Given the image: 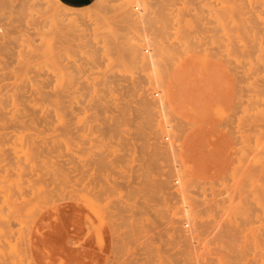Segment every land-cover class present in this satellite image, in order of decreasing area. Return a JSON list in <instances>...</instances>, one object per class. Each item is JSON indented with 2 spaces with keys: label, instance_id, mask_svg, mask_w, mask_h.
I'll use <instances>...</instances> for the list:
<instances>
[{
  "label": "rangeland",
  "instance_id": "obj_1",
  "mask_svg": "<svg viewBox=\"0 0 264 264\" xmlns=\"http://www.w3.org/2000/svg\"><path fill=\"white\" fill-rule=\"evenodd\" d=\"M15 1V2H14ZM18 1V2H17ZM27 1V2H26ZM29 1H30V3H29ZM96 2H92L91 4H89L88 6L86 5V7L85 6H82L83 8H84V10H86V8L88 7L89 8V10H91V12H90V16H87L88 18V20H89V22H87L88 24H86V25H81V26H79L80 28H83L84 27V29L83 30H85V29H87V30H85V32L83 31V32H79V33H75V32H77V31H75L76 29L73 27L72 29L74 30L73 31V33L74 34H76V35H74L73 33H72V37H70L69 39V41H71L72 43H73V49H70V52L69 51H66L65 49H62V50H65V51H62L63 52V56L64 57H66L67 56V54L69 55V56H71L72 54H74V55H72V57L73 56H79L78 54H80V53H84L85 54V50L87 49V48H90V49H87V50H90V52L92 53V55H87L88 56V61L90 62V63H88V64H86V66L87 67H89L91 64L93 65V64H96L98 67L101 65H103V68L105 69V71L106 72H104V69H102L101 68V66L99 67V68H97V66H95V68L93 69V70H97V71H92V69H88L87 70V72L86 73H88L90 76H89V78H91V79H95V80H92L93 82L94 81H96V77H98V78H105V79H107V81L105 82V83H103V84H101V85H99L100 87H102L101 88V90H99V95H97V96H99V100H98V97L97 96H95L96 97V99H95V97L94 98H92L93 100L95 99V101H97V103L99 104V105H97V107H94V108H96V109H91L90 111H88V114H86V113H84L83 114V112H80L79 110H74L73 112L71 111V109H70V107L67 105V104H65V105H67L66 106V108H58L59 110L58 111H56L55 112V114H54V116H53V122H54V124H53V122L51 123V124H43L44 122H42V121H38V122H33V124H32V122L31 123H28V122H25L24 124L23 123H20V122H18L17 121V119H16V117H14L13 115H15V112H10L9 111V118H7V113H8V110H5V111H2V112H0V115H2L1 117V119H0V121L3 123V125H2V123L0 122V147L2 148V145L4 144V146H3V148H6V149H4V150H2V149H0V154L2 153V154H4L3 156L2 155H0L1 157H0V181H1V183H0V197L2 198H0V202L2 201L4 204H3V206H2V203L0 204V219H2L1 221H0V244H2V245H0V255L2 256V257H0V264H7V263H9L10 262V264H23V263H27V264H48V262H49V264H50V262H51V264H98V261H101V262H99V264H104L105 263V260L104 259H107V260H109V261H107L106 260V262H108V263H106V264H120L121 262V264H143V262H144V264H161L162 263V261H163V263L162 264H165L166 262V264H264V255H262V252L264 251H262L261 252V250H259V248L261 249V247H262V243L264 242V241H262V238L260 237L261 235V231H259V230H261V228L259 227L260 226V222H258V221H256L254 218H252V217H249L250 215H248L249 213H248V209L246 210L245 209V207H248L247 205H248V203H243V205H245V206H243L244 208V210H243V212H241L240 213V217L238 216L237 218H235V217H232V221L230 222L229 220H228V218L226 219V217H227V215H226V217H225V215H224V209H223V206L225 207V208H227L226 206L228 205V203L230 204V201H228V200H230V186H229V184H230V157L231 156H229L228 154L230 153V152H232V153H230V155L232 154V159L234 160V161H236L237 159H239V160H252V159H256V158H260V157H264V119H262V118H264V114L262 113V112H264V92H262V93H258V95H257V93L256 92H254V90H252V83L251 82H249V81H251V79L252 78H245V77H238L237 79L238 80H236L237 82H236V85L234 84L233 85V88H232V90H230V77H229V75H230V57H229V55L228 56H226V53L228 52V50H226L227 48L226 47H224L222 44H223V42L222 41H216L215 39H217V37H218V35H219V33L220 32H218L217 31V28H216V23H215V17H214V15L212 14L211 15V13H214V7H215V2H213V1H211V0H208L207 1V4H206V6H205V8H203V10H201V11H203V18L201 19H198V21L200 20H202L203 22H200V24H199V22L197 21V17L195 16V14L193 13V12H195L196 13V9L194 10H191L190 11V13H187L188 14V18H190V20L193 22V25H194V23H196V22H194V20L195 21H197V23H196V25L198 26V25H201V24H203V25H201V26H199V27H195V26H190V27H186V31H187V29H188V33L192 36L193 35V33L196 31V30H199L200 32L198 33V35L200 34V35H204V36H201V40L199 39V37H198V35L197 36H195V35H193V37H192V41L189 43V45H179L176 41H175V35H172V37L173 38H171V32H173V30H171L172 28H173V26H175L174 24H172V22L174 23L175 22V24H176V26H178L177 25V23H176V20L173 18V20H172V18L171 17H173V15L175 14H177L178 12H174V11H178V7H176V5L174 6V4H173V0H138V4H140V5H138L139 7L138 8H140V9H142V17L140 18H138V20H133V18L130 16V13L128 12V13H126V15H123V14H125V7L127 6V4H128V0L125 2V0H112V2H111V0H105V2L102 0V1H100V0H95ZM131 1H133V0H131ZM131 1H130V3H131ZM139 1H140V3H139ZM175 1V0H174ZM197 1L198 0H192V3H193V7H194V5L196 6L197 5ZM100 2L102 3V4H100ZM104 2V3H103ZM110 2V3H109ZM115 2V3H114ZM123 2V3H122ZM119 3V4H118ZM122 5H121V4ZM126 6H125V5ZM173 4V5H172ZM46 5V4H45ZM112 6V7H110V6ZM116 5V6H115ZM118 5V6H117ZM143 5H144V7H143ZM40 5H38L34 0H0V97H1V94H2V104H4V107H11V105H12V93H10L11 91L13 92V93H17V95H18V99H19V101H22V99L23 98H21V96H23V95H21V93L23 94L24 92V94H29V92L30 93H34L36 90H35V87H36V84H31L28 80H27V78L28 77H31V78H35V77H38V75H39V73H38V71L36 70L37 69V65H35V61H34V59H35V56L33 55L34 53V49L36 50L37 48L36 47H38V46H40V43H41V41L39 42L38 40H39V38H40V40H42V38L40 37V35L42 36V32L44 31V29L46 28L47 29V27H48V25H49V21L47 22L48 24H47V26L43 29V23H44V20H45V15L43 14V10H42V8L44 9L45 7H43L42 5L39 7ZM199 5H197V7H198ZM22 7V8H21ZM36 7V8H35ZM40 8L39 10H38V8ZM81 7V9H83ZM99 7V8H98ZM114 7V8H113ZM142 7V8H141ZM173 7V8H172ZM35 8V9H34ZM124 8V9H123ZM144 8H145V10H144ZM176 9V10H175ZM4 10V11H3ZM22 12H21V11ZM29 10V11H28ZM144 10V11H143ZM174 10V11H173ZM34 11V12H33ZM39 11V12H38ZM174 12L173 14H172V12ZM99 13L98 15H97V13ZM109 12V13H108ZM172 14V16H170V14ZM20 14V15H19ZM30 14V15H29ZM93 14V15H92ZM129 14V15H128ZM36 15V16H35ZM127 15L128 16H130V17H127ZM8 16L10 17V18H8ZM28 16H31V17H28ZM35 16V17H34ZM107 16V20H106V18L104 19L103 17H106ZM108 16H110V17H108ZM121 16V17H120ZM34 19H33V18ZM97 17H98V20H97ZM117 17V18H116ZM109 18V19H108ZM169 18H170V20L172 21H170L169 20ZM42 19V20H41ZM100 19V20H99ZM114 19V20H113ZM130 19V20H129ZM141 19V20H140ZM4 20V21H3ZM13 20V21H12ZM26 20V21H25ZM32 20V21H31ZM87 20V21H88ZM111 20H113V21H111ZM133 20V21H132ZM140 20V21H139ZM18 21V22H17ZM99 22V24H98V22ZM102 21V22H101ZM115 21H117V22H115ZM139 21V22H138ZM171 23H170V22ZM29 22V23H28ZM93 22H95V23H93ZM101 22V23H100ZM109 22H111V23H109ZM91 23V24H90ZM113 23V24H112ZM29 24V25H28ZM35 25L34 27L36 28V29H33L34 27H33V25ZM170 24H172V25H170ZM5 25V26H4ZM115 25V26H114ZM169 25H170V27H171V29H169L170 27H169ZM94 26H97V27H94ZM175 26V27H176ZM39 27V28H38ZM87 27V28H86ZM94 27V28H93ZM116 28V32H115V28ZM167 27H168V29L169 30H171V31H168V29H167ZM193 27H194V29H193ZM41 28V29H40ZM100 28V29H99ZM108 28V29H107ZM110 28H112V29H110ZM192 29V31L193 30H195L193 33H192V31H191V29ZM197 28H199V29H197ZM29 29H31V30H29ZM42 31V32H40V30ZM95 31H94V30ZM99 29V30H98ZM107 29V30H106ZM174 29V31H175V28H173ZM26 32H25V31ZM33 30H34V32H33ZM94 32H93V31ZM112 30V31H111ZM119 30V31H118ZM8 31V32H7ZM37 31V32H36ZM96 31H98V32H96ZM101 31H103L102 32V34H101ZM107 31H109V32H107ZM112 32V34L114 35H112L111 34V32ZM190 31V32H189ZM21 32V33H20ZM28 32V33H27ZM32 32V33H31ZM96 32V33H95ZM14 33V34H13ZM23 33V34H22ZM40 33V34H39ZM84 33H86V36L84 35ZM92 33V34H91ZM106 33V34H105ZM195 33H197V32H195ZM194 33V34H195ZM13 34V35H12ZM78 34V35H77ZM91 34V35H90ZM96 34V35H95ZM117 34V35H116ZM12 35V36H11ZM57 35V34H56ZM100 36V37H98V36ZM22 36H23V38H22ZM28 36V37H27ZM55 36V35H54ZM93 36H95V37H93ZM143 37V38H145L146 39V41H145V45H151L150 47L148 46V48H150L151 50H150V53H152L153 54V57H152V59H153V61H154V64H153V68H160V71H162L161 73H160V75L158 76V77H155V75L153 74V72H152V70H151V64H149V60L148 59H146L144 62H143V60L141 61V59H139V58H135L133 55H131V53L129 52V49H128V44H127V38H131L132 40H135V41H137L138 40V38L139 37ZM195 36V37H194ZM7 37V38H6ZM56 37V36H55ZM75 37V38H74ZM116 37V38H115ZM117 37H118V39H117ZM126 37V38H125ZM163 37V39H161ZM204 39H203V38ZM56 38H58V37H56ZM55 38V39H56ZM86 38V39H85ZM93 38H94V40H93ZM97 38H98V40H97ZM103 38H105V39H103ZM159 38V39H158ZM195 38V39H194ZM197 38V39H196ZM206 38V39H205ZM22 39H23V42H22ZM37 39V40H36ZM74 39V40H73ZM102 39V40H101ZM120 39V40H119ZM122 39V40H121ZM124 39V40H123ZM165 39V41H163ZM20 40H21V42H20ZM57 40V39H56ZM73 40V41H72ZM106 40V41H105ZM157 42H156V41ZM158 40H161V42L163 41L164 42V45L166 46V50H167V52L166 53H161L160 51L158 52V50H153V48L152 47H156L157 46V44H159V43H161L160 41H158ZM204 40V41H203ZM83 41V42H82ZM89 43H88V42ZM97 41V42H96ZM100 41V42H99ZM140 41V40H139ZM201 41V43H199ZM19 42V43H18ZM25 42V43H24ZM38 42V43H37ZM57 43H60L61 44V42H63L62 40L61 41H56ZM78 43V44H76V43ZM93 42V43H92ZM96 42V43H95ZM104 42H107L108 43V45H105V44H107V43H105L104 44ZM170 42V43H169ZM220 42H222L221 43V45H220ZM36 43V44H35ZM65 43V42H64ZM86 43V44H85ZM120 43V44H119ZM123 43V44H122ZM217 43H219L217 46H216V44ZM12 44H13V46H12ZM21 44V45H20ZM26 44L28 45V46H26ZM31 44V45H30ZM87 44H89V45H87ZM97 44V46H99V48L98 47H96L95 45ZM23 45V46H22ZM64 45V44H63ZM74 45L77 47V45L79 46V47H75L74 48ZM92 45V46H91ZM105 45V46H104ZM153 45V46H152ZM198 45V46H197ZM203 45V46H202ZM22 46V47H21ZM30 46V47H29ZM85 48H84V47ZM94 46V47H93ZM104 48H106V50H107V47H108V49L109 50H111V51H109V50H105V52H104V50H102V49H104ZM110 46V47H109ZM205 46H206V48H205ZM223 46V47H222ZM18 47V48H17ZM25 47V48H24ZM33 47H35V48H33ZM92 47V48H91ZM119 48V50H118V48ZM198 47V48H197ZM27 48V49H26ZM83 48V49H82ZM178 48V49H177ZM184 48H186V49H184ZM188 48V49H187ZM192 48V49H191ZM197 48V49H196ZM205 48V49H204ZM221 49V51L223 52H221L220 50H218V49ZM16 49H18V51L16 50ZM29 49L31 50V51H29ZM33 49V50H32ZM80 49V50H79ZM85 49V50H84ZM93 49H95V50H93ZM116 51H115V50ZM199 49V50H198ZM208 49V51H206ZM20 50V51H19ZM75 50V51H74ZM78 50V51H77ZM185 50V51H184ZM203 50V51H202ZM83 51V52H82ZM113 51V52H112ZM122 51H123V53H122ZM187 51L189 52V54H190V56H189V54L187 53ZM195 51L198 53V54H200V55H198L197 54V56L195 55L196 53H195ZM205 51V52H204ZM20 52V53H19ZM23 52V53H22ZM26 52H27V54H29L28 56H27V54H26ZM32 52V53H31ZM67 52V53H66ZM78 52V53H77ZM89 52V51H88ZM89 52V53H90ZM101 52V53H100ZM103 52V53H102ZM109 54H108V53ZM112 52V53H111ZM158 52V53H157ZM178 52H179V54H178ZM184 52H186V53H184ZM192 52V53H191ZM203 52V53H202ZM207 52V53H206ZM209 52V53H208ZM226 52V53H225ZM75 53H77V54H75ZM93 53H94V55H93ZM154 53H155V55H154ZM169 53H171V55L169 54ZM32 54V55H31ZM110 55L112 58H111V64H109V62H110V60H109V56H107V55ZM116 54V55H115ZM185 54L187 55L186 57H185ZM194 54V55H193ZM201 54H207V56H205V55H201ZM228 54V53H227ZM31 55V56H30ZM102 55V56H101ZM104 55V56H103ZM113 55V56H112ZM164 55V56H163ZM167 55H169V56H167ZM177 55V56H176ZM209 55V56H208ZM221 55V56H220ZM27 56V57H26ZM29 56H30V58H29ZM93 56H95V57H93ZM162 56V57H161ZM180 58H179V57ZM192 56V57H191ZM193 56L194 57H196L197 59H198V57H200V59L201 58H203V57H205V59L203 58V59H201V61H200V59H198V61L196 60V58H194V60H196V61H191L192 59H193ZM202 56V57H201ZM216 56H218L217 58H219V57H221V60H220V58L219 59H217L216 58ZM20 57V58H19ZM32 57V58H31ZM116 57V58H115ZM181 57H182V59H181ZM188 57H189V60H188ZM209 57V58H208ZM227 57V58H226ZM26 58V59H25ZM29 58V60H31V61H28L27 59ZM107 59V61L106 60H104V59ZM136 59V60H132V59ZM163 58V59H162ZM164 58L166 59V61L164 60ZM187 58V59H186ZM192 58V59H191ZM217 60H216V59ZM23 61H22V60ZM33 59V60H32ZM67 59V57L65 58V60ZM103 61H102V60ZM125 60L126 62H128V65L126 64V62L124 61H121V60ZM126 59H128V60H126ZM162 59V60H161ZM178 59V60H177ZM109 60V61H108ZM129 60H131L130 62H129ZM165 61V63H164V61ZM174 60V61H173ZM176 60V61H175ZM180 60V61H179ZM184 60V61H183ZM187 60L189 61V62H187ZM206 62H205V61ZM226 60V61H225ZM138 61V62H137ZM140 61V62H139ZM168 61V63H166ZM180 62V65L178 64V62ZM186 62V63H184L183 64V66H182V69H180L181 70V72L179 71L178 72V70H176V68L177 69H179V66H181V62ZM218 61H219V63H218ZM22 62V63H21ZM30 62H32V64H34V65H32ZM99 63V65H98V63ZM107 62V63H106ZM136 62V63H135ZM174 62V63H173ZM193 62H197V63H194L193 64ZM226 62V63H225ZM228 62V63H227ZM17 63H18V65H17ZM20 63V64H19ZM25 63V64H24ZM125 63V64H124ZM132 63H134V64H132ZM142 63H143V65H142ZM177 63V64H176ZM191 65H189V64ZM202 63V64H201ZM203 63H207L206 65L205 64H203ZM16 64V65H15ZM28 64V65H27ZM31 64V65H30ZM105 64V65H104ZM108 64V65H107ZM130 64V65H129ZM132 64V65H131ZM135 64H136V66H137V64H138V66L137 67H134L135 66ZM177 66H176V65ZM199 64H201V66L199 65ZM19 65H23V67H21V66H19ZM110 65H111V67H110ZM115 65V66H114ZM123 65H124V68H125V70H127L128 72H126L125 70H124V68H123ZM165 65H167V66H165ZM168 65H169V67H168ZM175 65V66H174ZM197 66L196 68H195V66ZM208 65V66H207ZM224 66V65H227V66H224V67H222V66ZM15 66V67H14ZM29 66H30V69H28L29 68ZM33 66H34V68H33ZM36 66V67H35ZM116 66H118V67H116ZM131 66V67H130ZM142 66H143V68H142ZM173 66L175 67L174 69H173ZM187 67L188 66V68H187V70H189L188 72L191 74V78H190V74H188L187 73V71L184 73V70H186V68L185 67ZM204 66H206V68H205V71H204ZM210 66V67H209ZM221 66V67H220ZM11 67V68H10ZM12 67H14L13 69H12ZM25 67V68H24ZM115 67V68H114ZM198 67L200 68L199 70H198ZM218 67H219V69H218ZM26 68L28 69V70H26ZM36 68V69H35ZM115 69V71H114V69ZM119 68H122V69H120L119 71H118V69ZM158 68V69H159ZM169 68V69H168ZM192 68H195V70L196 71H194V69H192ZM203 68V69H202ZM224 68V69H223ZM228 68V69H227ZM10 70V72H8L9 70ZM18 70V71H16V70ZM21 69V70H20ZM25 69V70H24ZM100 69V70H99ZM103 71H102V70ZM117 69V70H116ZM137 69H139V70H137ZM164 69H166V70H164ZM217 69H218V71H217ZM3 70V71H2ZM4 70H6V71H4ZM15 71L14 73H13V71ZM109 70H110V72H109ZM167 70H168V72H167ZM176 70V71H175ZM183 70V71H182ZM193 70V71H192ZM222 70H224L225 71V74H224V71H222ZM12 71V72H11ZM25 71V73H26V75L25 74H23V72ZM33 71H36V72H33ZM113 71V72H112ZM138 71V72H137ZM142 71L143 72H145V73H142ZM148 71H150V72H148ZM165 71H166V73H165ZM173 72L174 73V71L176 72V73H171V72ZM191 71V72H190ZM206 72V74L204 73V72ZM211 71V72H210ZM217 71V73L215 74V72ZM220 71V72H219ZM227 71V72H226ZM16 72H17V76L18 77H16ZM104 72V73H103ZM108 72V73H107ZM116 72V73H115ZM126 72V75L125 74H123V73H125ZM130 72H131V74H130ZM170 72V74H168ZM183 72V73H182ZM201 72V73H200ZM213 72V73H212ZM223 72V73H222ZM4 73V74H3ZM28 73H30V74H28ZM95 73V74H94ZM99 73V74H98ZM101 73V74H100ZM122 73V74H121ZM129 73V74H128ZM136 73V74H135ZM138 73V74H137ZM150 73H152V74H150ZM227 73V74H226ZM12 74V75H11ZM21 74V75H20ZM33 74V75H32ZM107 74V76H105L104 77V75H106ZM114 74V75H113ZM121 74V75H120ZM147 74H149V75H147ZM161 74H162V76H161ZM167 76H166V75ZM172 74H173V76H172ZM177 74V75H176ZM183 74V75H182ZM197 74V75H196ZM212 74V75H211ZM15 75V76H14ZM20 75V76H19ZM187 75V76H186ZM200 75V76H199ZM201 75H204L202 78H201ZM4 76V77H3ZM10 76V77H9ZM12 76V77H11ZM27 78H26V77ZM45 75H40V77H44ZM124 76V77H123ZM135 76H137V77H135ZM182 78H181V77ZM184 76H186L185 77V79H183L184 78ZM206 76V77H205ZM15 77V78H14ZM22 77V78H21ZM93 77V78H92ZM116 77V78H115ZM132 77V78H131ZM162 77H163V79H162ZM171 77L173 78V79H171ZM176 77H177V79H176ZM197 77H198V79H197ZM14 78V79H13ZM21 78V79H20ZM24 78V79H23ZM88 78V79H89ZM113 78V79H112ZM135 78V79H134ZM137 78H139V79H137ZM148 78V79H147ZM150 78V79H149ZM175 78V79H174ZM179 78V79H178ZM186 78H187V80H186ZM194 78V79H193ZM241 78V79H240ZM11 81H10V80ZM132 79L134 80L133 82H132ZM137 79V80H136ZM142 79V80H141ZM168 79V80H167ZM197 79V80H196ZM5 80V81H4ZM17 81V83H20V85H22L21 87H19V89H16L17 87H14L15 86V81ZM136 80V81H135ZM138 80H140V82L138 81ZM149 80H151V81H149ZM172 80H174V81H172ZM242 80H243V82H242ZM7 81H9L8 83H7ZM25 81H27L26 83H25ZM67 80H65V82H63V83H66V84H63L62 85V83L60 82H57L56 80H53L52 82H49V83H47V82H42L41 84H42V87H43V85H45L44 86V88L43 89H47V91H51V92H60L61 90H63L64 89V91H65V88L64 87H66L67 88V83L68 82H66ZM126 81V82H125ZM166 81H167V83H166ZM169 81H171L172 83H174V84H172L171 82H169ZM3 82H5V83H3ZM54 82V83H53ZM56 82V83H55ZM112 82V83H111ZM114 82V83H113ZM136 82V83H135ZM141 83L140 85H142V87L145 89V90H148V91H151V92H159L160 94H161V92H164V93H162L163 95H164V98L166 99L165 100V105H166V108H167V110L170 112V114H169V112L167 113V116H166V119L171 123V124H173V125H171L170 127L172 128H169V127H167L166 128V131H165V133H163V137H164V140L166 141V144H168L169 145V147H171V148H173L174 149V152L176 153L175 154V157H174V160H173V165L175 166V168H174V171H172L171 173H168V168H166V167H164V165H165V156H164V153L163 152H157L156 151V149H155V146H154V143H153V141H154V139L152 138V136H153V133H150L149 131H151V128H150V117H151V115H150V112L148 111V107L146 106V105H144V104H142V103H138V95H137V92H138V88L135 86V84H137V83ZM248 82V83H247ZM261 86H263L264 87V78H263V80H260V79H258V81H257ZM25 83V84H24ZM29 83V84H28ZM59 83V84H58ZM126 83V84H125ZM138 83V84H139ZM143 83V84H142ZM152 83V84H151ZM172 84V88L173 89H175L174 91H173V89L171 88V92H172V94H166V88H165V85L166 84ZM249 84V87H247L248 85L247 84ZM11 84V85H10ZM51 84H52V86H51ZM54 84V85H53ZM61 84V85H60ZM111 84H112V87H111ZM124 84V85H123ZM247 85V86H245V85ZM3 85V86H2ZM24 85H26V86H24ZM56 85V86H55ZM98 85V84H97ZM134 85V86H133ZM62 86V87H61ZM117 86V87H116ZM150 86V87H149ZM152 86V87H151ZM155 86V88H153ZM201 86H203V87H201ZM234 86L236 87L235 89H234ZM245 86V87H244ZM11 87V88H10ZM13 87L15 88V89H13ZM46 87V88H45ZM52 87H54L53 88V91H52ZM110 87V88H109ZM146 87V88H145ZM28 88V89H27ZM50 88V89H49ZM117 88H118V90H117ZM152 88V89H151ZM158 90H157V89ZM160 88V89H159ZM243 88V89H242ZM2 89V90H1ZM27 89V90H26ZM107 89V90H106ZM123 89V90H122ZM242 89V90H241ZM11 90V91H10ZM59 90V91H58ZM102 90H104V93H102L101 91ZM112 90H113V93H112ZM153 90V91H152ZM156 90V91H155ZM235 90V91H234ZM14 91H16V92H14ZM18 91H19V93H18ZM111 91V92H110ZM121 91H123V92H121ZM231 91H233V92H231ZM251 91V92H250ZM8 92V93H7ZM107 92V93H106ZM168 92V91H167ZM236 92V93H235ZM242 92H243V94H242ZM125 95H124V94ZM255 93V94H254ZM4 94H6V95H4ZM11 94V95H10ZM103 94V95H102ZM113 96H112V95ZM242 94V95H241ZM10 95V96H9ZM110 95H111V97H110ZM132 95V96H131ZM137 95V96H136ZM170 95H172V96H174L173 98H172V96H170ZM237 95L238 96H242V97H237ZM250 97H252V98H250ZM263 95V98L261 99V97L260 96H262ZM103 96V97H102ZM106 96H109V97H106ZM231 96V97H230ZM258 97V98H256V97ZM8 97H9V99H8ZM106 97V98H105ZM115 99H114V98ZM118 98V100H116L117 98ZM120 97V98H119ZM126 97H128V98H126ZM134 97L136 98V99H134ZM170 100H168L167 98ZM171 97V98H170ZM249 97V98H248ZM254 97H255V99L256 100H254ZM25 98V97H24ZM66 99H67V97H65ZM108 98H110V99H108ZM232 98V99H231ZM236 100H235V99ZM242 98V99H241ZM4 99V100H3ZM103 99V100H102ZM121 99V100H120ZM126 101H125V100ZM129 101H128V100ZM206 99V100H205ZM239 99V100H238ZM258 99H259V101H258ZM9 100V101H8ZM113 100V101H112ZM124 100V101H123ZM205 101V104L204 105H202V103H204L203 101ZM207 100H209V101H207ZM234 102H233V101ZM103 101V102H102ZM106 101V102H105ZM119 101V102H118ZM230 101H231V105H232V107H231V105H230ZM261 101V102H260ZM263 101V102H262ZM128 102V103H127ZM170 102V103H169ZM209 102H210V104H209ZM233 102V103H232ZM241 102V103H240ZM243 102V103H242ZM245 102H248L247 104H245ZM66 103H68V102H66ZM101 103V104H100ZM117 103V105H115V104ZM118 103H120V105L118 104ZM197 103V104H196ZM199 104V105H198ZM201 104V105H200ZM249 105V107H246L245 105ZM255 104V105H254ZM8 105H10V106H8ZM242 105V106H241ZM257 105V106H256ZM260 105V106H259ZM261 105H262V107H261ZM119 106V107H118ZM203 106L204 107H206V109L205 108H203ZM234 106V107H233ZM245 106V107H244ZM67 107H69V108H67ZM208 107V108H207ZM241 107V108H240ZM257 108V111H255L256 110V108ZM261 107V109H259L258 110V108H260ZM232 108V110H230ZM251 108V109H250ZM66 109H68V110H66ZM199 109V110H198ZM208 109V110H207ZM246 109V110H245ZM248 109V110H247ZM250 109V110H249ZM95 110V111H94ZM222 110V111H221ZM244 110V111H243ZM256 112H254V111ZM64 111H66V112H64ZM94 111V112H93ZM204 111V112H203ZM219 111V112H218ZM231 111V112H230ZM235 111V112H234ZM245 111H247V112H245ZM262 111V112H261ZM29 112V111H28ZM59 113V114H56V113ZM64 112V113H63ZM76 112H78L77 113V115L78 114H80L81 113V115H76ZM92 112V113H91ZM220 112H221V114H220ZM241 112V114H239ZM254 112V113H253ZM258 112H261L262 114H260V113H258ZM11 113V114H10ZM22 113V111H18L16 114H21ZM63 113V114H62ZM201 113V114H200ZM207 113V114H206ZM258 113V114H257ZM13 114V115H12ZM74 114H75V116H74ZM92 114V115H91ZM169 114V115H168ZM237 114H238V116H237ZM244 116H243V115ZM247 116H246V115ZM256 114L257 116H255V117H257V118H255L254 117V115ZM10 115H11V117L13 118V119H10L11 117H10ZM30 115H32V116H36V115H38V113L36 112V111H30ZM57 115V116H56ZM63 115H65V116H63ZM84 115V116H83ZM87 115H88V117H87ZM96 115H98V116H96ZM231 115V116H230ZM242 115V116H241ZM263 115V116H262ZM96 116V117H95ZM197 116V117H196ZM201 116H202V118H201ZM5 117H6V119H5ZM56 117V118H55ZM77 117H78V119H77ZM87 117V118H86ZM231 117V118H230ZM245 117H247V119L245 118ZM249 117L251 118V119H249ZM258 117H260V119H258ZM3 118L5 119V120H10L9 121V124L7 125V121L6 122H4L3 121ZM58 118L60 119V123H58L59 122V120H58ZM66 118V119H65ZM77 119V121H75L76 119ZM86 118V119H85ZM93 118V119H92ZM169 118V119H168ZM244 118H245V121H243L244 120ZM254 119V122L252 121L253 119ZM55 119V120H54ZM58 120V122H57V120ZM64 119H65V121L67 122V123H65V121H64ZM95 119H96V121H95ZM233 120L232 122H230V120ZM242 120V121H240V120ZM15 120V121H14ZM196 120V121H195ZM237 120V121H236ZM258 120H260V121H258ZM14 121V122H13ZM64 121V122H63ZM84 121V122H83ZM88 123H87V122ZM91 121V122H90ZM94 121V122H93ZM208 121V125L206 124V122ZM247 121H248V123H247ZM78 122V123H77ZM90 122V123H89ZM194 122V123H193ZM196 122V123H195ZM198 122V123H197ZM204 123L205 122V124L203 125V124H201V123ZM238 123V125H237V123ZM240 122H242V125L240 124ZM243 122H246V124H243ZM263 122V123H262ZM27 123V124H26ZM57 123H58V125H57ZM86 123H87V125H86ZM91 123H94V125H92ZM214 124V126H212L213 124ZM229 123V124H228ZM254 123V124H253ZM261 123V124H260ZM37 124V125H36ZM77 124V125H76ZM79 124V125H78ZM85 124V125H84ZM89 124V125H88ZM177 124V125H176ZM182 124V125H181ZM194 126H193V125ZM197 124H199V125H197ZM211 124V125H210ZM217 124H218V126H217ZM255 124H256V126H255ZM260 124V125H259ZM12 125V126H11ZM15 125V126H14ZM42 125V126H41ZM176 125V126H175ZM187 125H190V126H187ZM192 125V126H191ZM201 125V126H200ZM224 125L226 126V127H224ZM236 125V126H235ZM257 125L259 126V128L257 127ZM4 126V127H3ZM8 126V127H7ZM37 126H39L38 127V129L39 130H37ZM45 126V127H44ZM51 126H53V127H51ZM76 126H78V127H76ZM81 126V127H80ZM97 128H96V127ZM101 126V127H100ZM200 126V127H199ZM205 126V127H204ZM220 126V127H219ZM239 126H240V128H239ZM6 127V129H4ZM17 127V128H16ZM24 127V129H22ZM27 129H26V128ZM29 127L30 128H32V130H29ZM35 127V128H34ZM73 127V128H72ZM86 127H88L87 129H86ZM93 127V128H92ZM144 127H146V129L144 128ZM174 127V128H173ZM193 127V128H192ZM197 127V128H196ZM204 127V128H203ZM221 127H223V128H221ZM233 128V130L231 129L230 130V128ZM248 129H246V128ZM254 127V128H253ZM257 129H256V128ZM260 127H262L261 129H260ZM10 128L12 129L11 130V132H10ZM19 128H21V129H19ZM53 128H55L54 129V132H53V130L52 129ZM78 128V129H77ZM120 128V129H119ZM143 128V129H142ZM176 128V129H175ZM178 128V129H177ZM190 128V130H189V132L191 133V137H192V140L190 141V145L188 144L187 146H185V144L183 143L184 142V137L183 136H185V134H187V133H189L188 132V129ZM200 128V129H199ZM201 128H202V130H201ZM206 128V129H205ZM220 128V129H219ZM242 128V129H241ZM3 129V130H2ZM19 129V131H17V130ZM34 129V130H33ZM41 129V130H40ZM47 129V130H46ZM74 129V130H73ZM94 129H95V131H94ZM122 129V130H121ZM129 131H128V130ZM130 129H131V131H130ZM138 129V130H137ZM141 129V130H140ZM187 129V130H186ZM197 129V130H196ZM219 129V130H218ZM222 129V130H221ZM228 129V130H227ZM241 129V130H240ZM249 129H251V131L249 130ZM6 130V131H5ZM23 130V131H22ZM49 130V131H48ZM58 130V131H57ZM62 130V131H61ZM77 130V131H76ZM80 130H83V131H81L80 132ZM86 130V131H85ZM171 130H175V132H172ZM177 130V131H176ZM196 130V131H195ZM210 130V131H209ZM225 132H224V131ZM226 130H227V132H226ZM230 130V131H229ZM4 131V132H3ZM8 131V132H7ZM48 131V132H47ZM64 131H66V133L64 132ZM68 131V132H67ZM79 131V132H78ZM100 131H103V136L101 135V133H100ZM123 131V132H122ZM217 131V132H216ZM220 133H219V132ZM242 131H244V132H242ZM249 131V132H248ZM16 132V133H15ZM28 132H34L33 134H32V136H31V134L30 133H28ZM35 132H37L36 134H35ZM61 132V133H60ZM78 132V133H77ZM95 132V133H94ZM97 132V133H96ZM110 132V133H109ZM112 132V133H111ZM124 132H126V134L124 133ZM139 132V133H138ZM180 132V133H179ZM186 132V133H185ZM209 132V133H208ZM230 132V133H229ZM237 132H238V134H237ZM251 132H252V134H251ZM2 133V134H1ZM10 133H11V136H10ZM13 133H15V134H13ZM29 134V137L31 138V139H29V137H28V134ZM46 133H50L49 135L48 134H46ZM51 133H53V134H51ZM56 133V134H55ZM71 133V134H70ZM76 133L78 134V135H76ZM82 135H81V134ZM83 133H84V135H83ZM86 133H91L90 134V137H89V135L88 134H86ZM93 133V134H92ZM113 133H114V135H113ZM138 133V134H137ZM168 133V134H167ZM175 133V134H174ZM215 133H217V134H215ZM219 133V134H218ZM235 133H236V136H235ZM244 133H246V134H244ZM249 133V134H248ZM41 134L44 136H41ZM67 136H66V135ZM99 134L101 135V136H99ZM109 134L111 135V137L109 136ZM120 134V135H119ZM140 134H143V137H142V135H140ZM165 134V135H164ZM196 134H197V137H196ZM209 134V135H208ZM232 134V135H231ZM240 134V135H239ZM241 134H243V135H245V137L244 136H242ZM9 135V136H8ZM14 135H17V136H14ZM28 137L27 139H25V137L26 136ZM36 135V136H35ZM48 135V136H47ZM51 135H53V136H51ZM83 136L82 138L84 139H81V136ZM98 135V136H97ZM152 135V136H151ZM216 135H218V136H216ZM262 135V136H261ZM4 136H6V138L4 137ZM35 136V137H34ZM37 136H38V138H37ZM47 136V138H45ZM62 136V137H61ZM72 136V137H71ZM89 138H88V137ZM95 138H94V137ZM108 136L110 137V140H109V138H108ZM113 136V137H112ZM116 136V137H115ZM119 136H121L120 138H119ZM128 136V137H127ZM132 136H134V137H132ZM141 136V137H140ZM145 136V137H144ZM168 136V137H167ZM171 136H173V137H171ZM195 136V137H194ZM247 136V137H246ZM251 136V138H249V137ZM7 137L9 138V139H7ZM16 137V138H15ZM67 137V138H66ZM69 137V138H68ZM86 137L88 138V139H86ZM97 137H99V138H97ZM102 137H104L103 139H102ZM105 137H107V138H105ZM114 137H115V141H113L114 140ZM132 137V138H131ZM138 137V138H137ZM147 137V138H146ZM227 137V138H226ZM236 137H238L237 139H235ZM16 139V141H15V139ZM40 138H41V140H40ZM65 140H64V139ZM71 138H73V140L71 141ZM90 138H92V139H90ZM94 138V139H93ZM113 138V139H112ZM171 138V139H170ZM229 138H230V140H229ZM245 138V139H244ZM247 138V139H246ZM248 138L249 139H251V140H248ZM13 139V140H12ZM35 139V140H34ZM42 139H44V140H42ZM55 139V140H54ZM98 139V140H97ZM104 139H106V141L104 140ZM121 139V140H120ZM134 139V140H133ZM141 139L143 140V141H141ZM233 139V140H232ZM257 139H259V140H261V141H263L262 143H261V141H258ZM2 140H4V141H2ZM26 140H27V143L25 144V142H26ZM37 140H39V141H37ZM75 140V141H74ZM80 140V141H79ZM83 140V141H82ZM88 140L90 141V142H88ZM108 140H109V142H108ZM121 141L120 143H119V141ZM169 140V141H168ZM178 140L179 141H181L180 143L178 142ZM182 140H183V142H182ZM223 140V141H222ZM228 140H229V142H228ZM241 140H242V142L244 143H242L241 142ZM244 140V141H243ZM29 141H31V142H29ZM48 141V142H47ZM64 141V142H63ZM69 143H67V142ZM82 141V142H81ZM93 141H95L96 143L98 142V145L95 143V142H93ZM101 141V142H100ZM104 141V142H103ZM126 141V142H125ZM135 141V142H134ZM173 141V142H172ZM212 141V142H211ZM230 141H233V142H230ZM241 143H240V142ZM250 141H251V143H250ZM14 142H15V144H14ZM31 143V144H29V143ZM41 142V143H40ZM61 142V143H60ZM72 142V143H71ZM75 142H77V143H75ZM79 142H81V143H79ZM102 143V144H100V143ZM142 142V143H141ZM172 142V143H171ZM176 144H175V143ZM197 144H195V143ZM206 142V143H205ZM219 142V143H218ZM225 142V143H224ZM240 143V145H237V144H239ZM249 142V143H248ZM261 144H260V143ZM2 143V144H1ZM5 143H6V145H5ZM8 143H9V145H8ZM11 143V144H10ZM18 143V144H17ZM34 143V145H36V146H34V147H32V150L30 149L31 148V146H33L32 144ZM43 143V145H41ZM54 144L52 147H51V145L50 144ZM57 145H56V144ZM67 143V144H66ZM71 143V144H70ZM75 143V144H74ZM105 143V144H104ZM119 143V144H118ZM133 143V144H132ZM138 143V144H137ZM149 143V144H148ZM174 143V144H173ZM227 143H230L229 145L227 144ZM257 143V144H256ZM12 144H13V148H11L12 147ZM20 144V146H17V145H19ZM23 144H25V146L23 145ZM46 144V145H45ZM76 144H78V145H76ZM89 144V145H88ZM93 144H95L94 146H96V147H98V148H96V147H94L93 146ZM129 144V145H128ZM151 144V145H150ZM181 146H180V145ZM184 144V145H183ZM205 144V145H204ZM209 144V145H208ZM224 144H225V147H224ZM233 146H232V145ZM246 144V145H245ZM248 144V145H247ZM251 144V145H250ZM11 145V146H10ZM50 145V146H49ZM64 145L66 146L65 148H63L64 147ZM82 145H84V147L82 146ZM85 145L87 146L86 148H85ZM91 145H92V147H91ZM102 145L105 147L106 146V149L105 148H103L102 147ZM113 145V146H112ZM117 145V146H116ZM126 145V146H125ZM215 145H217V146H215ZM223 145V146H222ZM241 145H243L244 146V148H246V147H249V148H247V149H244V150H242V146ZM259 145H261V146H259ZM8 146L11 148H8ZM26 146H28V147H26ZM39 146V147H38ZM40 146H43L44 148L41 150V148L42 147H40ZM58 146V147H57ZM71 146H72V149L74 150V149H76V150H78V151H76V150H72L71 149ZM75 146H77V148H75ZM79 146V147H78ZM91 147L92 149L93 148H96V149H93V151H90V149L91 148H88V147ZM121 148H120V147ZM131 146V147H130ZM152 146V147H151ZM185 146V147H184ZM228 146V147H227ZM231 146L232 147H234V148H232V150H231ZM14 147H15V149H14ZM23 147H24V149H23ZM70 147V148H69ZM100 147V148H99ZM109 147H111L112 149L110 150V148ZM114 147V148H113ZM128 147V148H127ZM143 147V148H142ZM178 147V148H177ZM182 147V148H181ZM204 147V148H203ZM227 147V148H226ZM238 149H237V148ZM256 147V148H255ZM261 147V148H260ZM48 148H50L49 150H48ZM80 148V149H79ZM82 148V149H81ZM88 148V149H87ZM127 148V149H126ZM137 148H139V149H137ZM152 148V149H151ZM181 148V150H179ZM203 148V149H202ZM221 148V149H220ZM226 148V149H225ZM228 148H230V151H229V149ZM28 149H30V152L28 151ZM64 149H65V151H64ZM100 149H101V152L100 153H98V151H100ZM108 149V150H107ZM132 149V150H131ZM150 149V150H149ZM196 149V150H195ZM210 149V150H209ZM250 149V150H249ZM262 149H263V151H262ZM8 150H10V151H8ZM14 152H12V151ZM22 150V151H21ZM60 150V151H59ZM70 150H72V151H70ZM85 152H84V151ZM86 150H88V151H86ZM95 150H96V152H95ZM102 150H103V152H102ZM105 150V151H104ZM209 152H208V151ZM254 150H256V151H254ZM18 151L20 152V153H18ZM33 151V152H32ZM37 151H38V154H37ZM41 151H42V153H41ZM46 151H48V152H46ZM51 151H53V152H51ZM57 151V152H56ZM60 153H59V152ZM63 151H64V154H63ZM109 151V152H108ZM112 151V152H111ZM117 151V152H116ZM120 151H122V152H120ZM128 151V152H127ZM130 151V152H129ZM142 151V152H141ZM151 151H154V152H151ZM182 152L183 154H182V157L179 155V153L178 152ZM211 151V152H210ZM225 151H227V152H225ZM240 151V152H239ZM247 151L249 152V154L247 153ZM257 151H258V153H257ZM4 152V153H3ZM8 152V153H7ZM40 152V153H39ZM69 152H71L70 154H69ZM77 152H79V153H77ZM133 152V153H132ZM192 152H195V153H192ZM203 152V153H202ZM214 152V153H213ZM229 152V153H228ZM261 152V153H260ZM6 153V154H5ZM18 153V154H17ZM27 153H32V156L31 157H28L27 156ZM34 153V154H33ZM50 153V154H49ZM53 153H54V155H53ZM55 153H58L59 154V156L61 155V153H62V156H55ZM73 153V154H72ZM82 153V154H81ZM87 153V154H86ZM89 153V154H88ZM107 153V154H106ZM109 153V154H108ZM111 153V154H110ZM120 153V154H119ZM128 153H130V154H128ZM156 153V154H155ZM222 153V154H221ZM225 153L227 154V155H225ZM45 154V155H44ZM52 154V155H51ZM58 154H56V155H58ZM76 154V155H75ZM79 154V155H78ZM86 154V155H85ZM95 154H96V156H95ZM98 154V155H97ZM100 154V155H99ZM131 154H133V156L131 155ZM138 154H139V156H138ZM142 154V155H141ZM144 154V155H143ZM200 156H198V155ZM220 154V155H219ZM237 154H239L238 156H237ZM255 154V155H254ZM257 154V155H256ZM261 154V155H260ZM263 154V155H262ZM12 155V156H11ZM18 157H17V156ZM48 155H50V157L48 156ZM64 155V156H63ZM68 155L71 157V159H68V158H70V157H68ZM86 157H85V156ZM92 155V156H91ZM106 155V156H105ZM111 155H112V157H111ZM119 155V156H118ZM125 155V156H124ZM146 155V156H145ZM185 155V156H184ZM216 155V156H215ZM242 155V157H239V156H241ZM244 155V156H243ZM6 156V157H5ZM22 156H24V157H22ZM39 156V159L43 162H41L38 158H35V157H38ZM76 156V157H75ZM79 156V157H78ZM81 156H82V158H81ZM84 156V157H83ZM91 156V157H90ZM97 156H98V158H97ZM110 156V157H109ZM115 156V157H114ZM130 156H132V157H130ZM143 156H145V158L143 157ZM179 156H180V158H179ZM184 156V157H183ZM220 156V157H219ZM227 156H229V158L227 157ZM256 156V157H255ZM11 158V159H13V161L11 160V159H8V158ZM33 157V158H32ZM41 157H42V159H41ZM45 157H47L46 159H45ZM51 157H52V160H51ZM64 157V158H63ZM95 157H96V159H95ZM128 157L130 158V160L128 159ZM136 157V158H135ZM177 157V158H176ZM224 157V158H223ZM235 157H238L237 159L235 158ZM1 158L3 159V158H5L7 161H4V160H1ZM20 158V159H19ZM35 158V160H33ZM49 158V160H47ZM55 158H58L57 159V161H56V159ZM75 158V159H74ZM88 158H91V159H94L95 161H96V163L97 164H95V165H97L96 166V171L98 172V174H97V172L95 173V180L94 181H96V183L97 182H100L101 183V185L103 186L102 187V192L104 193L103 195H101L102 197H100V200L98 201V199H96L97 197H93V200H95V202H94V208L95 209H93V208H91L90 209V199H91V195H93V194H95L96 192H98V190H96V189H94V191H91L92 190V188H93V184L89 181L90 180V177H89V171H88V167H89V164H86V163H89L91 160L90 159H88ZM146 158H148L147 160H146ZM202 158V159H201ZM250 158V159H249ZM16 159V160H15ZM26 159V160H25ZM61 159V160H60ZM65 159H68L67 161L65 160ZM80 161H79V160ZM84 159V160H83ZM136 159V160H135ZM184 159V160H183ZM204 159H206V160H204ZM214 159V160H213ZM17 161L16 163H15V161ZM22 160H24L25 161V163H24V161H22ZM33 160V164L31 163V161ZM38 160V161H37ZM65 160V161H64ZM73 160H75V162H73ZM77 160V161H76ZM81 160H83V161H81ZM86 160H88L87 162H86ZM109 162H108V161ZM112 160V161H111ZM132 160V161H131ZM135 160V161H134ZM160 160V161H159ZM226 160H228V161H226ZM4 161V162H3ZM35 161H37L36 163L37 164H35ZM51 161V162H50ZM70 161L72 162V163H70ZM79 161V162H78ZM85 161V163H83V165H82V163L81 162H84ZM140 161V162H139ZM141 161H144V162H141ZM181 161H183V162H185V164L183 163V165H182V163H181ZM191 161H193V162H191ZM202 161V162H201ZM9 162V163H8ZM21 162H23V163H21ZM27 162H29V163H27ZM47 162H49L50 164H49V166H47L48 165V163ZM59 162V163H58ZM61 162V163H60ZM71 164V165H69V163ZM112 164H111V163ZM121 162V163H120ZM127 162H130V164L129 165H127ZM132 162V163H131ZM147 162V163H146ZM187 162H189L190 164H188ZM226 162V163H225ZM6 163V164H5ZM67 163V164H66ZM76 163V164H75ZM137 163V164H136ZM142 164V165H139V164ZM144 163V164H143ZM146 163V164H145ZM224 163V164H223ZM227 163H228V165H227ZM236 163L238 164V160L236 161ZM21 164H23V165H21ZM40 164V165H39ZM43 166H42V165ZM47 164V165H46ZM55 164V165H54ZM56 164H57V166H56ZM115 164V165H114ZM135 164V165H134ZM192 164V165H191ZM194 164V165H193ZM211 164H214V165H211ZM226 164V165H225ZM1 165H6V166H1ZM32 165H33V169H32ZM37 165V166H36ZM53 165H54V167H53ZM64 165V166H63ZM111 165H113V167L111 166ZM126 165V166H125ZM145 165V166H144ZM151 165V166H150ZM156 165V166H155ZM178 167H177V166ZM186 165V166H185ZM203 165H205V167H203ZM209 165V166H208ZM8 166V167H7ZM17 166V167H16ZM20 168H19V167ZM30 166V170H28V167ZM39 166V167H38ZM59 166V167H58ZM76 166V167H75ZM82 166V167H81ZM86 166H87V168H86ZM121 166V167H120ZM125 166V167H124ZM128 166V167H127ZM129 166H131V167H129ZM132 166H133V168H132ZM148 166H150V167H148ZM187 166H188V168L189 169H187ZM220 166L221 167H223L222 169H220ZM224 166L225 167H227V169L226 168H224ZM6 167H7V170H6ZM10 167H13V168H11V169H13V170H11L10 169ZM16 167V168H15ZM24 167H26V168H24ZM41 167V168H40ZM47 167H48V169H51V171L50 170H48L47 169ZM54 168V170H53V168ZM68 167H71V169L69 170V169H67ZM72 167H74V169L72 168ZM100 169H99V168ZM115 167V168H114ZM117 167V168H116ZM122 167H124V168H122ZM144 167V168H143ZM164 168V170H163V168ZM184 167V168H183ZM186 167V168H185ZM193 167V168H192ZM24 168V169H23ZM60 168H61V170H60ZM62 168H64V170H62ZM85 168V169H84ZM120 168H121V170H120ZM130 168V169H129ZM140 168H141V170H140ZM147 169V171H146V169ZM196 168V169H195ZM3 169H5V171H3ZM9 169V170H8ZM16 169V170H15ZM42 169H43V171H42ZM44 169H46V170H48V173L50 174V176H49V174L46 176V170H44ZM57 171H56V170ZM68 171H66V170ZM72 169H73V171H72ZM83 169H84V172L83 173H81V171H83ZM86 169H87V171H86ZM114 169H116V170H114ZM119 170V172H117L118 170ZM158 169V170H157ZM183 169V170H182ZM186 171H185V170ZM198 169V170H197ZM203 169V170H202ZM207 169V170H206ZM20 170V171H19ZM27 170H28V173H26L27 172ZM33 170V171H32ZM52 170L55 172V174H53V175H55V177L53 176V181H51V179L50 178H52V174H51V172H52ZM101 170V171H100ZM122 170H124V171H126V174H125V172L124 171H122ZM131 170V171H130ZM181 170L182 171H184V172H181ZM206 170V171H205ZM223 170H225V172L223 173ZM30 171H32V172H30ZM36 171V173H33V172H35ZM42 171V172H41ZM72 171V172H71ZM106 171H107V173H106ZM120 171L122 172V173H124L123 175H122V173H120ZM140 171V172H139ZM143 171V172H142ZM166 171V172H165ZM196 171V172H195ZM210 171H211V174L212 175H214V176H212L211 178H210V176H208V175H210ZM226 171H228L227 173H226ZM7 172H8V176H7ZM15 172H16V174H15ZM24 172H25V174H24ZM54 172H52V173H54ZM58 172H59V174H58ZM65 172V173H64ZM101 172H104V174L103 173H101ZM109 172H111L113 175L111 176V173H109ZM138 172V174H136V173ZM147 174H146V173ZM179 172V173H178ZM203 172V174L202 175H200L201 173ZM213 172V173H212ZM221 172V173H220ZM11 173V174H10ZM30 173H32V174H30ZM45 175H44V174ZM77 173V174H76ZM106 173V174H105ZM130 173V174H129ZM141 173V174H140ZM156 173V174H155ZM180 173H182V174H180ZM197 173H199V174H197ZM215 173H216V175H215ZM217 173H219V175L217 174ZM10 174V175H9ZM13 174V175H12ZM43 176H42V175ZM56 174H58V176L56 175ZM75 174V175H74ZM83 174V175H82ZM109 174H110V176H109ZM180 174V175H179ZM187 174H191V175H188V176H190V177H188L187 176ZM221 174H223V176L221 175ZM226 174V175H225ZM228 174V175H227ZM21 175V176H20ZM24 175H25V177H24ZM29 175H30V177L31 178H29ZM35 175V176H34ZM62 175V176H61ZM79 175V176H78ZM88 175V176H87ZM97 175V176H96ZM114 175H117V177L116 176H114ZM152 175V176H151ZM182 175V176H181ZM219 176V177H216V179H215V176ZM12 178H11V177ZM16 176H18V178L16 177ZM36 178L35 179V181H34V178ZM60 176V177H59ZM67 176V177H66ZM77 178H76V177ZM84 176V177H83ZM107 176V177H106ZM133 176V177H132ZM141 176V177H140ZM163 176H164V178H163ZM178 176V177H177ZM186 178H185V177ZM193 176V177H192ZM199 176H200V178H199ZM201 176H204V177H201ZM15 177V178H14ZM40 177V178H39ZM45 177V178H44ZM56 177H58V180H57V183L56 182H54V181H56ZM63 177V178H62ZM81 179H80V178ZM83 177V178H82ZM106 178V181H104L105 180V178ZM112 177V178H111ZM126 177H128L129 178V180L131 181H127L126 180ZM130 177H132V178H130ZM209 177V178H208ZM214 177V178H213ZM224 177V178H223ZM9 178H11V180L9 179ZM23 178V179H22ZM33 178V179H32ZM37 178H39V179H37ZM42 178V179H41ZM47 178V179H46ZM49 178V179H48ZM68 178V179H67ZM87 180H86V179ZM116 178V179H115ZM118 178H120V179H118ZM121 178H122V180L123 179H125V180H123V181H125V182H122V181H120L121 180ZM140 178V179H139ZM153 178V179H152ZM159 178V179H158ZM176 178H177V180H179V181H177L176 180ZM179 178V179H178ZM181 178V179H180ZM189 180H188V179ZM194 178V179H193ZM199 178V180L201 181H199V180H197ZM207 178V179H206ZM217 178L219 179V180H221L222 181V183H221V181H219V180H217ZM221 178V179H220ZM226 178V179H225ZM24 180L23 181V186H25L23 189H22V184H21V182H22V180ZM25 179H28V180H26L25 181ZM44 179V180H43ZM62 179L64 180L65 179V181L66 180H68V181H62ZM76 180V182L74 181V180ZM77 179H78V181H77ZM83 179V180H82ZM108 179H110L109 181H108ZM132 179V180H131ZM141 179H142V181H141ZM157 179V180H156ZM163 179V180H162ZM164 179L166 180H170L171 181V185L172 186H174L171 190H178V189H180L181 187H184V186H186L185 188L186 189H188L187 191H186V193H185V197L183 196V197H181L182 195H180V194H177V193H180V192H178V191H174V193H172L169 197H170V199H169V202H167V204H166V202H162V201H166V199H164L165 198V196H166V193L165 192H167V191H169V189H168V187L166 188V182L164 181ZM174 179V180H173ZM8 180V181H7ZM33 180V181H32ZM42 180V181H41ZM49 181V183H50V181H51V183L49 184L48 183V181ZM69 180H70V182H69ZM80 180H82V181H80ZM114 180V181H113ZM115 180H117V181H115ZM137 180H138V182H137ZM192 180V183L190 182ZM205 180V181H204ZM209 180V181H208ZM224 180H226V181H224ZM3 181H6L5 182V184L4 183H2ZM19 181V182H18ZM35 182V184L34 183H32V182ZM40 181V182H39ZM79 181H80V185L78 184L79 183ZM111 181V182H110ZM113 181V182H112ZM203 181V182H202ZM25 182H27V183H25ZM37 182H38V185H37ZM46 182V183H45ZM61 182V183H60ZM68 182V183H67ZM73 182L75 183V184H73ZM84 182V183H83ZM88 182H90L92 185H90V183H88ZM103 182V183H102ZM107 182V183H106ZM144 182V183H143ZM177 182V183H176ZM183 182V183H182ZM199 182L201 183V184H199ZM216 182H217V184H216ZM222 184V187L221 188H219L221 185H220V183ZM16 184L15 186L13 185V184ZM20 183V184H19ZM53 183V184H52ZM106 183V184H105ZM109 183H110V186H109ZM113 183L115 184V185H113ZM133 183H134V185H133ZM147 183V184H146ZM151 183V184H150ZM189 183V184H188ZM208 183V184H207ZM210 183V184H209ZM7 184V185H6ZM35 186H33V185ZM46 184V185H45ZM49 184V185H48ZM55 184H57V185H55ZM66 184V185H65ZM68 184H71L72 185V188H71V185H68ZM79 186H78V185ZM82 184V185H81ZM87 184L90 186V187H88L87 186ZM108 184V185H107ZM111 184H112V186H111ZM117 184H118V186H117ZM123 184V185H122ZM126 186H125V185ZM138 184V185H137ZM142 184H144V185H142ZM155 184V185H154ZM177 184H181V185H179V187H178V185ZM182 184H183V186H182ZM226 184V185H225ZM7 186V187H5V186ZM10 185V186H9ZM19 185L21 186V189H19L20 187H19ZM29 185H32V186H29ZM60 185L62 186V187H60ZM74 185V186H73ZM133 185V186H132ZM146 185H147V187H146ZM164 185V186H163ZM196 187H195V186ZM199 185H200V187H199ZM204 185H205V187H204ZM207 185V186H206ZM223 185H224V187H223ZM3 186H4V188H3ZM27 186H29V187H27ZM48 186H50L51 188V190H53L55 193H53V191H51L50 189H49V187ZM56 186H57V188H56ZM77 186H78V189H77ZM82 188H81V187ZM104 186H106V188L104 187ZM116 186V187H115ZM121 186V187H120ZM138 186V187H137ZM143 186V187H142ZM175 186H177L176 187V189H175ZM192 186H194L193 188H192ZM199 188H198V187ZM210 186V187H209ZM213 186H215L216 187V189L217 188H219V189H217V190H215V187H213ZM227 186V187H226ZM11 187H13V188H11ZM32 187H34V188H38V189H33ZM49 189V191H48V189ZM66 187V188H65ZM76 187V188H75ZM83 187H84V189H86L85 191L88 193V194H90L89 196L87 195V193L86 192H83ZM88 187V188H87ZM118 187H120V189L118 188ZM142 187V188H141ZM160 187V188H159ZM229 187V188H228ZM9 188V189H8ZM30 188H31V191H30ZM53 188H55L56 190H54ZM65 188V189H64ZM69 188V189H68ZM81 188V190H79ZM129 188H131V189H129ZM139 188V189H138ZM155 188H156V190H155ZM190 188V189H189ZM196 188V189H195ZM223 188V189H222ZM8 189V190H7ZM15 189V190H14ZM26 189V190H25ZM71 189H72V192H71ZM91 189V190H90ZM106 189V190H105ZM111 189V190H110ZM118 189V190H117ZM129 189V190H128ZM140 189H141V191H140ZM193 189V190H192ZM196 191H195V190ZM226 189V190H225ZM13 190V191H12ZM24 191V193H23V191ZM59 190V191H58ZM71 192H69V191ZM78 190V191H77ZM113 190V191H112ZM115 190V191H114ZM117 190V191H116ZM142 190H144V191H142ZM197 190H199V191H201V192H199V191H197ZM205 190V191H204ZM218 190H219V193H218ZM29 191V192H28ZM41 191L43 192V193H45V194H43V193H41ZM46 191V192H45ZM56 191H57V193H56ZM63 191V192H62ZM66 191V192H65ZM68 191V192H67ZM107 191V192H106ZM108 191H109V193H108ZM131 193H130V192ZM153 191V192H152ZM210 191V192H209ZM212 191V192H211ZM225 191V192H224ZM226 191H228V193L226 192ZM15 192H17V193H15ZM19 192V193H18ZM29 194H28V193ZM31 192V193H30ZM35 192H36V194H35ZM52 192V193H51ZM91 192H93V194L91 193ZM95 192V193H94ZM112 192V193H111ZM118 192V193H117ZM125 192V193H124ZM126 192H128V193H126ZM146 192V193H145ZM161 192V193H160ZM163 192V193H162ZM189 192V193H188ZM203 192V193H202ZM208 192V193H207ZM222 192V193H221ZM223 192H224V194L225 193H227L226 195L229 197V199H228V197H226V195H224L223 196ZM7 193H8V195H7ZM13 193V194H12ZM23 193V194H22ZM107 193V194H106ZM117 193V194H116ZM192 193V194H191ZM196 193V194H195ZM205 193H206V196H205ZM17 194V195H16ZM19 194H21V195H19ZM41 194V196L43 195V198H41V196H39ZM48 194V195H47ZM50 194V195H49ZM59 196H58V195ZM64 194H65V197H64ZM73 194V195H72ZM79 196H78V195ZM111 194H113V195H111ZM125 194V195H124ZM129 194V195H128ZM135 194V195H134ZM142 194V195H141ZM211 194H214V195H211ZM11 195H12V197H11ZM31 196V197H34V198H36V199H34V198H32L31 199V197L29 198V197H27V196ZM36 195H37V197L39 198V200H38V198L36 197ZM47 195V196H46ZM56 197L57 199H59V200H57V199H55L54 197ZM63 196V198H62V196ZM114 195H116V196H114ZM124 195V196H123ZM140 197H139V196ZM186 195H187V197H186ZM192 195V196H191ZM198 195V196H197ZM204 196V197H201V196ZM208 195V196H207ZM15 196H17L16 198H15ZM49 196H51V198L49 197ZM69 196V197H68ZM73 198H71V197ZM76 196V197H75ZM106 196V197H105ZM128 196H132L131 198H132V200L130 199V197L128 198ZM137 196V197H136ZM158 196V197H157ZM211 196V197H210ZM215 197L217 200H218V202H219V204L218 205H220L219 206V208H220V210H217V209H219V208H217L216 206H214L215 208H214V210H212V212L215 214H213L212 212H210L211 214H210V216H209V214H207L208 212V210H205V209H207L208 207H207V205H209V204H211L210 203V200H212V197ZM13 197H14V199H13ZM20 197V199H18ZM107 197H109V198H107ZM129 199V200H131V201H129L127 198ZM136 197V199L134 200L133 198H135ZM189 197V198H188ZM194 197V198H193ZM197 197V198H196ZM207 197H209V198H207ZM225 197V198H224ZM22 198V199H21ZM47 198H48V201H47ZM53 199V200H50V199ZM61 198V199H60ZM68 198V199H67ZM76 198H78V199H76ZM95 198V199H94ZM105 198H107V200L105 199ZM118 198H120V200H118ZM138 198H140V199H138ZM144 198V199H143ZM147 198V199H146ZM163 198V199H162ZM186 198V199H185ZM203 198V199H202ZM206 198V199H205ZM219 198H221L220 200H219ZM13 199V200H12ZM16 199V200H15ZM30 199H31V202L30 203H28L29 201H30ZM69 201H67V200ZM74 199H76V201L74 200ZM80 199H82V200H80ZM103 199V200H102ZM123 199V200H122ZM146 199V200H145ZM149 199H150V201H149ZM177 199V200H176ZM182 199V200H181ZM186 201H185V200ZM190 199V200H189ZM200 199H202V200H200ZM224 199H228L227 201H225ZM8 200V201H7ZM21 200H22V202H21ZM27 200V201H26ZM35 200V201H34ZM45 200V201H44ZM50 200V201H49ZM55 200L57 201V202H55ZM71 200V201H70ZM77 200H78V202H77ZM97 200V201H96ZM106 200V201H105ZM117 200V201H116ZM134 200V201H133ZM142 200V201H141ZM172 200V201H171ZM189 200V201H188ZM192 200V201H191ZM222 200H224V202L222 201ZM12 202V204H13V202L15 201L16 202V204H13L12 206H14V207H10L11 206V203H10V205L9 204H7V203H5V202ZM26 203H25V202ZM34 201V202H33ZM40 201V202H39ZM43 201V202H42ZM49 203H47V202ZM53 201V202H52ZM64 201V202H63ZM73 201V204L74 205H76L75 207H76V210L75 209H73L74 210V212H75V215H73L74 213H73V211H72V208L74 207V205L71 203ZM80 201H82V202H80ZM101 201V202H100ZM110 201H113V202H111L110 203ZM173 201H176V202H173ZM178 201H179V203H178ZM181 201V202H180ZM185 202V204H184V202ZM207 201V202H206ZM222 201V202H221ZM238 201V200H237ZM14 202V203H15ZM19 202H21L20 203V205H21V207H20V205L18 204ZM41 202H42V204H41ZM45 202H46V204H45ZM69 203V204H67L66 205V203ZM104 202V203H103ZM116 202V203H115ZM147 202V203H146ZM160 204H159V203ZM202 202H203V204H202ZM228 202V203H227ZM53 203H55V205H57L58 204V206L60 207V208H58V206H56V208H57V210L55 209V205L53 206L52 204ZM57 203V204H56ZM61 203H62V205H61ZM77 203V204H76ZM83 203V204H82ZM110 203V204H109ZM114 203V204H113ZM126 204V206L125 205H121V204ZM131 203H133L134 205H135V207L137 208H135L134 207V205L133 204H131ZM136 203H138L137 205H136ZM142 203V204H141ZM158 203V204H157ZM164 203V204H163ZM176 203V204H175ZM180 203H182L181 205H180ZM222 203H225V204H222ZM32 204V205H31ZM40 204L41 205H43L42 207L40 206ZM65 204V207H63V205ZM81 204V206H79ZM87 204H89V205H87ZM117 204V205H116ZM120 204V205H119ZM175 204V205H174ZM178 204V205H177ZM186 204H193L194 206H195V210H192V212H191V210H190V220H191V218L193 219V221H190V220H186V219H189V218H186V215H184L185 213H182V210L184 209L183 207H185L184 205H186ZM18 205H19V207H18ZM28 205V206H27ZM51 205L53 206V207H51ZM77 205L79 206V207H77ZM108 205H111L110 206V210L111 209H113V210H109L108 211V213H107V208L109 207ZM127 205H129L128 207H127ZM160 205V206H159ZM170 205V206H169ZM173 205H174V208L175 209H173V212H170L171 211V209L173 208ZM226 205V206H225ZM4 206H5V209H3L4 208ZM23 206H24V210L22 209L23 208ZM27 206V207H26ZM47 206V208L46 209H44V210H42L44 207H46ZM83 206V207H82ZM108 206V207H107ZM130 206H131V208H130ZM142 206V207H141ZM149 206V207H148ZM153 206H154V208H153ZM157 206V207H156ZM159 206V207H158ZM163 208H162V207ZM178 206V207H177ZM180 206V207H179ZM206 206V207H205ZM228 206H230V205H228ZM18 207V211H17V209H15V208H17ZM50 207V208H49ZM81 207H82V209H83V211L81 210ZM84 207H85V209H84ZM88 207H89V209H88ZM106 207V208H105ZM145 207V208H144ZM167 209H166V208ZM171 207V208H170ZM10 208V209H9ZM14 208V209H13ZM26 208V209H25ZM36 208H38L37 210H36ZM42 208V209H41ZM52 208V209H51ZM101 208V209H100ZM105 208V209H104ZM127 208V209H126ZM156 208H158V209H156ZM161 208V209H160ZM166 210H165V209ZM169 208V209H168ZM179 208H180V210H179ZM199 208V209H198ZM203 208V209H202ZM19 209H21V210H23V215L21 214V210H19ZM61 209H63V211L61 212ZM96 209H98V210H96ZM115 209H118V211L117 210H115ZM121 209H122V211H121ZM124 209H126V210H124ZM141 209V210H140ZM154 209V210H153ZM221 209H223V210H221ZM10 210V211H9ZM42 211V212H40V211ZM48 211V213H47V211ZM51 210V212H49ZM54 210V211H53ZM58 210H59V212H58ZM67 210V211H66ZM68 210H69V214H68ZM71 210V211H70ZM88 210H89V212H88ZM99 210H100V212H99ZM102 210V211H101ZM106 210V211H105ZM156 210H157V213L158 212H160V214L161 215H159V213H158V215L156 214ZM3 211H4V213H3ZM6 211V212H5ZM13 211H15V214H14V212ZM21 211V212H20ZM36 211V212H35ZM38 211V212H37ZM78 211H80V212H78ZM98 211V212H97ZM114 211H117V212H114ZM176 211H178V212H176ZM193 211H195V212H193ZM196 211H197V213H196ZM199 211H201V212H199ZM214 211H216V212H214ZM14 214H12V213ZM18 212V214H16ZM35 214H37V215H35ZM39 212L41 213V214H39ZM53 212V213H52ZM84 212H86V213H84ZM90 212H93V213H91V216L92 217H90ZM97 212V213H96ZM106 212V213H105ZM111 212H112V215H111ZM132 214H131V213ZM170 212V213H169ZM52 214V216H51V214ZM63 213V214H62ZM83 213H84V215H83ZM104 215L105 217H103L102 215ZM114 213H115V215H114ZM133 213H135V215L133 214ZM163 213H165L164 215H163ZM173 213H178V214H176V221H178L177 222V224H182L181 226L183 227V229H184V234H182L181 236H179L178 235V232H176L173 228H171V226H172V224L169 222L170 221V215H172ZM193 213V214H192ZM199 213V214H198ZM217 213V214H216ZM221 213H223V214H221ZM10 214H12V216L10 215ZM49 214V215H48ZM60 215L61 216V214H62V216H66V217H70V215H72V217H71V219L68 217V218H66V220H65V218L64 217H62L61 216V218L58 216V215ZM79 214H81V215H79ZM129 214V215H128ZM131 214V215H130ZM137 214V215H136ZM153 214H155V215H153ZM180 214V215H179ZM184 216H183V215ZM10 215V216H9ZM16 215H20V217L18 216V217H15ZM24 217L25 215H31V216H28V218L27 217H25L24 219V221H26V223H28L27 221H30V220H32L33 222H29L27 225L25 224V222L23 223L22 222V220H23V218H22V216ZM76 215L78 216V217H80V218H78V217H76ZM97 215V216H96ZM122 215V216H121ZM134 215V216H133ZM179 215V216H178ZM181 215H182V217H181ZM193 215V216H192ZM200 215H202L203 217H204V219H203V217L202 216H199ZM245 217V219L243 218V216ZM43 216V217H42ZM47 216H49V218L47 217ZM55 216V217H54ZM81 216H83V217H81ZM98 216H99V218H98ZM165 219H163L162 217ZM177 216H178V219H177ZM205 216H207L208 217V219H206L205 218ZM242 216V217H241ZM29 217H30V220H29ZM46 217H47V219H46ZM73 217H74V219H73ZM89 217V218H88ZM109 217V218H108ZM110 217H113V218H111L110 219ZM120 217V218H119ZM132 217V218H131ZM160 217L162 218V219H160ZM180 217V218H179ZM197 217L199 218V220H197ZM214 217L216 218V220L214 219ZM221 217V218H220ZM37 218V219H36ZM62 219V218H64L63 220H64V222L61 220L60 221V219ZM88 218V219H87ZM90 218H91V220H90ZM92 218H94V219H92ZM117 218V219H116ZM184 218V219H183ZM186 218V219H185ZM217 218H219L218 220H217ZM224 218V219H223ZM5 220V222L7 223V224H9V225H11V226H7L6 225V223H3V221ZM10 219V220H9ZM36 219V220H35ZM49 219V220H48ZM69 219V220H68ZM108 219H110L111 220V222H110V220H108ZM113 219H116V220H114L113 221ZM131 219V220H130ZM133 219H134V221H133ZM142 219H143V221H142ZM152 219H154V220H152ZM203 219V220H202ZM251 219V220H250ZM7 220V221H6ZM35 220V221H34ZM44 220H45V222H44ZM52 220V221H51ZM76 220H77V223H76ZM79 220V221H78ZM83 222H82V221ZM92 220H93V222L95 223V220H96V225L92 222ZM107 220V221H106ZM121 220H123V221H121ZM164 220V221H163ZM196 220V221H195ZM201 220V223L199 222ZM214 220H215V222H214ZM225 220V221H224ZM236 221V225L238 224V227L236 226V225H234V223L233 222H235ZM237 220H239V221H237ZM81 221V222H80ZM87 221V222H86ZM90 221V222H89ZM104 221V222H103ZM140 221H142V222H140ZM154 221V222H153ZM9 222V223H8ZM48 222V223H47ZM52 222H54V223H52ZM56 222H57V224H56ZM65 222H67V223H69V224H67L66 226L68 227V230H69V235H67V234H65V233H67L68 232V230H67V232L65 231V228H67L66 226H63L62 224H64ZM78 222L81 224V223H83V226H82V224L81 225H79L78 224ZM103 222V223H102ZM106 222H108V224L106 223ZM119 222V223H118ZM136 222V223H135ZM193 222V223H192ZM196 222H197V225H196ZM202 222H204V223H202ZM213 222H214V224H213ZM228 222H229V224H232L233 223V225H229L228 224ZM251 224H250V223ZM12 223H14V224H12ZM18 225H17V224ZM37 224V227H36V224ZM38 223H40L39 225H38ZM43 223V224H42ZM92 225H91V224ZM102 223V224H101ZM142 223V224H141ZM148 225H147V224ZM206 223V224H205ZM241 223V224H240ZM245 223H246V225H245ZM253 223H256V224H253ZM2 224H4L3 226H5V227H2ZM16 224V225H15ZM33 224H35V225H33ZM59 224H61V225H59ZM78 224V225H77ZM105 224H107V225H105ZM115 226H114V225ZM118 224V225H117ZM139 224V225H138ZM152 224V225H151ZM156 224V225H155ZM159 224V225H158ZM190 225V226H188V225ZM216 224V225H215ZM22 225V226H21ZM26 225V226H25ZM33 225V226H32ZM41 225V226H40ZM60 226L59 228H60V230H61V232L59 231V229L57 228L58 226ZM70 225V226H69ZM132 225V226H131ZM137 225V226H136ZM141 225V226H140ZM145 225V226H144ZM156 227H155V226ZM196 225V227L194 228V226ZM214 225V226H213ZM222 225V226H221ZM250 225V226H249ZM252 225V226H251ZM254 225V226H253ZM262 225H264V221H263V224ZM7 226V227H6ZM15 228H14V227ZM20 226V227H19ZM25 226V228H27V229H25V228H23ZM31 226V227H30ZM43 226V227H42ZM46 226V227H45ZM56 226V227H55ZM63 226V227H62ZM80 226H82V228H80ZM87 226V227H86ZM105 226V227H104ZM110 228H109V227ZM127 228H126V227ZM185 226H187V227H185ZM192 226V227H191ZM235 226V227H234ZM245 226V227H244ZM11 227V228H10ZM33 227H34V230L36 231V232H34L33 231ZM65 227V228H64ZM107 228V230L106 229H104V228ZM131 227V228H130ZM139 227V228H138ZM144 227V228H143ZM233 227H234V229H233ZM250 227H251V229H250ZM257 227H258V231H257ZM4 228H6L7 230H4ZM10 229V231H8L9 229ZM30 228V229H29ZM36 228H37V230H36ZM46 228V229H45ZM62 228H64L63 230H62ZM80 228V230L78 231V229ZM89 228H90V230H89ZM96 228H98V229H96ZM109 228V229H108ZM115 228H116V230H117V232H116V230H115ZM120 228V229H119ZM123 228V229H122ZM137 228V229H136ZM202 230H201V229ZM256 228V229H255ZM32 229V230H31ZM45 229V230H44ZM50 229V230H49ZM72 230V232H71V230ZM77 229V230H76ZM83 229V230H82ZM85 229H87V231L85 230ZM113 229H114V231H113ZM119 229V230H118ZM126 229V230H125ZM130 229V230H129ZM133 229H134V231H135V233H134V231H133ZM144 229H146V230H144ZM162 229H163V231L165 230V232H163L162 231ZM189 229V230H188ZM200 229V230H199ZM226 229V230H225ZM254 229V230H253ZM14 230V231H13ZM28 230L29 231H31V232H29V234L27 233L28 232ZM47 230V231H46ZM95 230V231H94ZM98 230V231H97ZM102 232H101V231ZM103 230H105V231H107L106 233H110V235H107L106 233H104L105 231H103ZM159 230V231H158ZM166 230H168V231H166ZM223 230H225V231H223ZM244 230H247L246 232L244 231ZM251 230V231H250ZM24 231H27L26 233H24ZM41 231H43V232H41ZM45 231V232H44ZM48 231H50L49 233H48ZM52 231V232H51ZM54 231L56 232V233H54ZM81 231V232H80ZM95 233H94V232ZM111 231V232H110ZM113 231V232H112ZM125 231V232H124ZM140 231V232H139ZM169 231H171L170 233L172 234L170 237H171V239L169 238ZM186 231H187V233H189V234H187L186 233ZM197 231V232H196ZM230 231L234 234V237L237 239V241H238V243L240 244V243H242V244H245L246 245V250L245 251H243V250H234L233 248H231L230 247V245H232L231 244V242H230ZM8 232H12L11 234H9ZM14 232L16 233L17 232V234H14ZM40 232V233H39ZM47 232V233H46ZM64 232V233H63ZM91 232V233H90ZM93 232V233H92ZM145 232H147V234L145 233ZM162 232V233H161ZM207 232H209V233H207ZM236 232V233H235ZM245 232V233H244ZM252 232V233H251ZM258 232H259V234H258ZM6 233L7 234V236L5 235V237H3L4 236V234ZM34 233H36L35 235H34ZM50 233L51 234H56V236H55V239H57L59 236H60V234H62L57 240H55L54 239V236L52 235V237H53V240H54V242H52V237L50 236ZM58 233V234H57ZM75 233V234H74ZM80 233V234H79ZM82 233V234H81ZM86 233V234H85ZM88 233V234H87ZM98 233V234H97ZM111 233H113V234H111ZM118 233V234H117ZM121 233V234H120ZM123 233V234H122ZM142 233H144L145 234V236H144V234H142ZM175 233V234H174ZM194 233V234H193ZM204 233V234H203ZM241 233H242V235H241ZM256 233V234H255ZM27 234V235H26ZM86 236H85V235ZM93 234V236L91 237L90 235H92ZM100 234V235H99ZM104 234V235H103ZM120 234V235H119ZM142 234V235H141ZM198 234V235H197ZM201 234H203V235H201ZM206 234H208V236L206 235ZM217 234V235H216ZM249 234V235H248ZM10 235V236H9ZM13 235H15V236H13ZM22 235H23V238H22ZM24 235L26 236V237H24ZM31 235H34V236H32L31 238H29V236H31ZM38 235L39 236H44V237H38ZM59 235V236H58ZM73 235H74V237H73ZM76 235H78V237H76ZM83 235V236H82ZM106 235V236H105ZM113 236L111 239H110V237L109 236ZM123 235H125V237L123 236ZM135 235V236H134ZM139 235V236H138ZM177 235V236H176ZM188 235V236H187ZM195 235V236H194ZM201 235V237L200 238H198L199 236ZM211 235V236H210ZM214 235V236H213ZM222 235V236H221ZM241 235V236H240ZM2 236V237H1ZM8 236L10 237L9 239H7L8 238ZM12 236V237H11ZM27 236H28V239H27ZM36 236V237H35ZM58 236V237H57ZM70 236V237H69ZM72 236V237H71ZM80 236H82V238L80 237ZM88 236V237H87ZM100 236H101V238H100ZM118 236H123V237H118ZM163 236V237H162ZM202 236H204V238L202 237ZM249 236H252V238H250ZM35 237V238H34ZM45 237H46V239H45ZM47 237H48V239H50L49 241L47 240ZM65 238V239H62V238ZM67 237H68V239H67ZM80 237V238H79ZM93 237H94V239H93ZM136 237V238H135ZM172 237H174V238H172ZM207 237V238H206ZM209 237V238H208ZM245 237V238H244ZM257 237H259V239L257 238ZM40 238V239H39ZM70 238V239H69ZM75 238H77V240L75 239ZM86 238H89V239H86ZM93 239L94 240V242L93 243H91L92 241H91V239ZM104 238L106 239V240H104ZM109 238V239H108ZM114 238H116L117 240H115ZM120 238V239H119ZM145 238H147V239H145ZM162 238V239H161ZM195 238V239H194ZM199 239V241H198V239ZM211 238V239H210ZM223 238H225V239H223ZM248 238H250V240L248 239ZM2 239H4V241L5 242H3V240ZM23 239V240H22ZM29 239L32 241H29ZM40 241H39V240ZM44 239V240H43ZM60 239V240H59ZM80 239V240H79ZM125 241H124V240ZM166 239V240H165ZM242 239V240H241ZM243 239H245V241L243 240ZM10 240H11V242H10ZM19 240V241H18ZM25 240H27V244L29 243V247H27V245H26V242H25ZM41 240H43L42 242V244H41ZM47 240V241H46ZM63 240H64V245H65V247H64V245L62 244L61 245V243H63ZM73 240V241H72ZM75 240L77 241L76 243H75ZM89 242H88V241ZM97 240H98V242H97ZM101 240V241H100ZM108 240V241H107ZM110 240H112V243H111V241ZM143 240H144V242H143ZM168 240V241H167ZM193 240V241H192ZM202 240V241H201ZM251 240H253V241H251ZM257 240H258V242H257ZM37 241H39V242H37ZM56 241V242H55ZM59 241H61V243H60V245H59ZM65 241H67V242H65ZM86 241V242H85ZM104 241V242H103ZM114 241V242H113ZM120 241V242H119ZM195 241V242H194ZM210 241V242H209ZM261 241V242H260ZM13 242V243H12ZM19 242V243H18ZM30 242H31V244H30ZM50 242H52V243H50ZM87 242L89 243V244H92V248H90L91 247V245H88L87 244ZM103 242V243H102ZM109 244H108V243ZM124 242V243H123ZM170 242V243H169ZM172 242V243H171ZM174 242V243H173ZM183 242V243H182ZM194 242V243H193ZM207 242H208V244H207ZM214 242V243H213ZM218 242V243H217ZM247 242H248V244L249 243H251V242H253L252 244H247ZM255 242H257L256 244H254ZM5 243H7V244H5ZM22 243V244H21ZM34 243V244H33ZM48 243V244H47ZM55 243H56V245H55ZM58 243V244H57ZM70 245V247H69V245ZM81 243L82 244H84V246H85V244L87 245L86 246V249H89V250H86V249H84L85 247L82 245L81 246ZM100 243H102V244H100ZM107 243V244H106ZM141 243V244H140ZM144 243V244H143ZM154 243V244H153ZM191 243V244H190ZM259 243V244H258ZM20 244V245H19ZM40 246H39V245ZM46 244V245H45ZM71 244H73V245H71ZM80 244V245H79ZM112 244V246H110ZM129 244V245H128ZM173 246H172V245ZM176 244V245H175ZM214 245V246H212V245ZM3 245H5V246H3ZM8 245V247H6ZM13 247H12V246ZM19 245V246H18ZM33 245H35L34 247H31V246H33ZM38 245V246H37ZM42 245H43V248H41L42 247ZM53 245V246H52ZM68 245V246H67ZM79 245V247L78 248H76L77 246ZM94 245H95V247H94ZM98 245V246H97ZM102 245H104L103 246V248H102ZM105 245H107V246H105ZM132 245V246H131ZM140 245V246H139ZM153 245H155V246H153ZM157 245V246H156ZM161 247H160V246ZM164 245V246H163ZM168 245V246H167ZM170 245V246H169ZM175 245V246H174ZM205 245V246H204ZM217 245V246H216ZM223 245V246H222ZM248 245V246H247ZM253 245V246H252ZM256 245V246H255ZM260 245V246H259ZM1 246H3V247H1ZM56 246V247H55ZM60 248H59V247ZM90 246V247H89ZM101 246V247H100ZM109 246V247H108ZM125 246V247H124ZM142 246V247H141ZM149 246V247H148ZM172 246V247H171ZM204 246V247H203ZM209 246H210V248L211 249H208L209 248ZM251 246H252V248H251ZM256 248H255V247ZM19 247V248H18ZM49 247V248H48ZM69 249H68V248ZM72 247V248H71ZM89 247V248H88ZM107 247V248H106ZM116 247V248H115ZM131 249H130V248ZM151 247V249L149 250V248ZM158 247V248H157ZM166 247H168V248H166ZM182 248L181 250L179 249L178 250V248ZM186 247V248H185ZM208 247V248H207ZM218 247V248H217ZM221 247V248H220ZM253 247H254V249H253ZM8 248V250H5V249H7ZM21 248V249H20ZM37 248H39V249H37ZM48 249L47 251H45V249ZM52 248V249H51ZM58 250H57V249ZM65 248V249H64ZM80 248H82V249H80ZM94 248H95V250H94ZM97 248V249H96ZM100 248H101V250H100ZM112 248V249H111ZM126 248V249H125ZM171 248V249H170ZM205 248V249H204ZM223 248V249H222ZM224 248H228V249H224ZM13 249V251H11ZM30 249H33V253H32V250H31V252L29 251ZM42 249V250H41ZM61 249H63V251L61 250ZM77 249V250H76ZM110 251L109 252V256H108V250ZM129 249V250H128ZM137 249V250H136ZM163 249V250H162ZM176 249H177V251H176ZM189 249H192L191 251L189 250ZM204 249V250H203ZM206 249H208V250H210V251H208V250H206ZM253 249V250H252ZM256 249V250H255ZM18 250V251H17ZM20 250H21V252H20ZM36 250H38L37 251V253H36ZM40 250H41V252H40ZM43 250H44V252H43ZM51 250V251H50ZM54 250V251H53ZM56 250V251H55ZM61 250V251H60ZM68 250V251H67ZM106 250V251H105ZM123 250V251H122ZM128 250V251H127ZM131 250V252H129ZM135 252H134V251ZM175 250V251H174ZM193 250H195V251H193ZM6 251V252H5ZM59 251V252H58ZM65 251V252H64ZM76 251V252H75ZM79 251V252H78ZM85 251V252H84ZM87 251V252H86ZM89 251V252H88ZM99 251V252H98ZM143 251V252H142ZM174 252V253H172V252ZM187 251V252H186ZM214 251V252H213ZM219 251V252H218ZM239 251V252H238ZM254 251V252H253ZM43 252V253H42ZM45 252H47V253H45ZM49 252V253H48ZM55 252V253H54ZM57 252H58V254H57ZM61 252V253H60ZM66 252H67V254H66ZM85 254H84V253ZM94 252V253H93ZM102 252V253H101ZM125 252V253H124ZM159 252V253H158ZM189 252H191V254H190V256H189ZM197 254H196V253ZM211 252V253H210ZM223 252V253H222ZM247 252H249V253H247ZM261 252V253H260ZM8 253V254H7ZM15 253V254H14ZM20 253V254H19ZM28 253H30V254H28ZM53 253V254H52ZM64 253V254H63ZM75 255H74V254ZM79 253V254H78ZM86 253H88V254H86ZM94 255L93 257H92V254ZM100 253V254H99ZM105 253H107V255L105 254ZM115 253V254H114ZM119 255H118V254ZM183 253V254H182ZM193 253V254H192ZM199 253V254H198ZM227 253V254H226ZM259 253V254H258ZM3 254V255H2ZM33 254V255H32ZM39 254V255H38ZM44 254V255H43ZM45 254H46V256H45ZM60 254V255H59ZM69 254V255H68ZM71 254V255H70ZM121 254V255H120ZM147 254H149V256L147 255ZM185 254V255H184ZM264 254V253H263ZM11 255H13V256H15L16 255V257L14 258L13 256H11ZM30 255V256H29ZM44 256V259H43V257H41V256ZM53 255V256H52ZM76 255L78 256V258L76 257ZM81 255V256H80ZM85 255H87V256H89V257H86V258H84V256ZM105 257H104V256ZM111 255V256H110ZM117 255V256H116ZM193 255H194V257H197V255H198V257L196 258V260H194L195 258L193 257ZM8 256V257H7ZM11 256V257H10ZM37 256V257H36ZM39 256V257H38ZM56 256V257H55ZM65 258H64V257ZM68 256V258H66ZM73 256H75V257H73ZM107 256V257H106ZM115 256V257H114ZM119 256V257H118ZM145 256V257H144ZM147 256V257H146ZM168 256H170V257H168ZM10 257V258H9ZM50 257V258H49ZM52 257V258H51ZM53 257L55 258V259H57V262L53 259ZM81 257V258H80ZM92 257V258H91ZM97 257V258H96ZM100 257V258H99ZM128 257V258H127ZM131 257V258H130ZM190 257V258H189ZM193 257V258H192ZM8 258V259H7ZM35 258H38V259H36L35 260ZM45 258H48L49 259V261L47 260V259H45ZM58 258H59V260H58ZM73 258V259H72ZM84 260H83V259ZM88 258V259H87ZM91 258V259H90ZM96 258V259H95ZM101 258H102V260H101ZM169 260H168V259ZM184 258V259H183ZM5 259V260H4ZM42 259V260H41ZM98 259V260H97ZM111 259V260H110ZM115 259H118V261L116 260L115 261ZM127 259V260H126ZM146 259H148L147 261H146ZM166 259V260H165ZM7 260L9 261V262H7ZM26 260V261H25ZM38 260H40L41 261V263H40V261H38ZM73 260V261H72ZM88 260V261H87ZM97 260V261H96ZM129 260V261H128ZM135 262H134V261ZM185 260V261H184ZM192 260L194 261V262H192ZM4 261V262H3ZM43 261V262H42ZM46 261V262H45ZM54 263H53V262ZM60 261V262H59ZM85 261V262H84ZM90 261V262H89ZM114 261V263H112ZM128 261V262H127ZM143 261V262H142ZM166 261V262H165ZM184 261V262H183ZM3 262V263H2ZM7 262V263H6ZM37 262H39V263H37ZM94 262V263H93ZM141 262V263H140ZM165 262V263H164ZM183 262V263H182Z\"/></svg>",
  "mask_w": 264,
  "mask_h": 264
},
{
  "label": "bare ground",
  "instance_id": "obj_2",
  "mask_svg": "<svg viewBox=\"0 0 264 264\" xmlns=\"http://www.w3.org/2000/svg\"><path fill=\"white\" fill-rule=\"evenodd\" d=\"M38 5H42L43 7H45L44 9L42 8V12H43V14L45 15V20H44V23H43V29L47 26V24L49 23V25H48V27H47V29L45 28L44 29V31L42 32L40 29V32H42V36L40 35V37L42 38V40H40V38H39V42L41 41V43H40V46H38V47H36L37 49L35 50L34 49V56H35V59H34V61H35V65H37L38 67H37V71H38V73H39V75H38V77H35V78H31V77H26L27 78V80L31 83V84H36V87H35V92L34 93H30L29 92V94H22L21 93V95H23V96H21V98H23L22 99V101H19V97H18V95H17V93H13L11 90V92L10 93H12V105H11V107H4V104H2V94H1V97H0V112H2V111H5V110H8V113H7V118H9V111L11 112H15V115H13L14 117H16V119H17V121L18 122H20V123H25V122H28V123H31L32 122V124H33V122H40V121H42V122H44L43 124H51L52 122H53V116H54V114H55V112L56 111H58L59 109L58 108H66V106L68 105L69 107H70V109H71V111L73 112L74 110H79L80 112H83V114L84 113H86V114H88V111H90L91 109H93L94 107H97V105H99L98 103H97V101H95V99H96V97L95 96H97V95H99V90H101V88L103 87H100L99 85H101V84H103V83H105L106 81H107V79H105V78H98V77H96V81H92V80H95V79H91V78H89V74L88 73H86L87 72V70L88 69H92L93 67L95 68V66H97L96 64H91L89 67H87L86 66V64H88V63H90L89 61H88V56L87 55H92V53L90 52V50H87V49H90V48H87L86 50H85V54L83 53H80V54H78L79 56H73L72 57V55H74V54H72L71 56H69L68 54H67V59L65 60V58L66 57H64L63 56V52L62 51H69L70 52V49H73L72 47H73V43L71 42V41H69L70 39V37H72V33H73V27L76 29L75 31H77V32H75V33H79L80 31L81 32H85V30H87V29H85V30H83L84 29V27L83 28H80L79 26H81V25H86V24H88L87 22H89V20L87 19L88 17L87 16H90V12H91V10H89V8L87 7L86 8V10H84V8L83 9H81V7H75V6H70V5H68V4H66V3H64L62 0H34ZM100 1H102V0H100ZM104 2H105V0H103ZM108 1V0H107ZM114 1V0H113ZM127 0H125V2H126ZM130 1L131 0H128L127 2H128V4H127V6L125 7V14H123V15H126V13H130V16L133 18V20H138V18L140 17H142V9H140V8H138L139 6L138 5H140V4H138L137 2H138V0H133V1H131V3H130ZM207 1L208 0H198L197 1V5H199L198 7H197V5L195 6L194 5V7H193V3H192V0H173L172 2H173V4H174V6L176 5V7H178V11L176 10V11H174L175 13L176 12H178L176 15L174 14L173 15V17H171L172 18V20H173V18L176 20V23H177V25L178 26H176V24H175V22L173 23L171 20H170V18H169V20L172 22V24H174L175 26H173V28H175V31H174V29L172 28L171 29V27H170V25H172V24H170L169 25V29H171V30H173V32H171V38H173L172 37V35H175V41L181 46V45H189V43L192 41V37H193V35H195V36H197L198 35V33L200 32L199 30H193L192 31V29H191V31H192V33L195 31V32H197V33H193V35L191 36L189 33H188V29H187V31L185 30L186 29V27H190V26H195V27H199V26H201V25H203V24H201V25H196V23H197V21H198V19H202L203 18V11H201V10H203V8H205V6H206V4H207ZM211 1H213V2H215V7H214V13H211V15L213 14L214 15V17H215V23H216V28H217V31L218 32H220L219 33V35H218V37H217V39H215L216 41H222L223 42V46L224 47H226L227 49L226 50H228V54L226 53V56H228L229 55V57H230V75H229V77H230V90H232V88H233V85L235 84L236 85V80H238L237 78L238 77H245V78H252L251 79V81H249V82H251L252 83V90H254V92H256L257 93V95H258V93H262V92H264V87L263 86H261L257 81H258V79H260V80H263V78H264V0H211ZM15 2V1H14ZM18 2V1H17ZM27 2V1H26ZM94 2H96L95 0H94ZM103 2V3H104ZM111 2H112V0H111ZM29 3H30V1H29ZM97 3V2H96ZM99 3V2H98ZM97 3V4H98ZM106 3V2H105ZM110 3V2H109ZM115 3V2H114ZM123 3V2H122ZM139 3H140V1H139ZM46 4V5H45ZM100 4H102L101 2H100ZM119 4V3H118ZM121 4V3H120ZM138 4V5H137ZM172 4V5H173ZM122 5V4H121ZM39 6V7H40ZM88 6V5H87ZM110 6V5H109ZM116 6V5H115ZM118 6V5H117ZM86 7V6H85ZM110 7H112V6H110ZM143 7H144V5H143ZM22 8V7H21ZM36 8V7H35ZM34 8V9H35ZM38 8V7H37ZM99 8V7H98ZM114 8V7H113ZM142 8V7H141ZM173 8V7H172ZM40 8H38V10H39ZM124 9V8H123ZM195 10L196 11V13L195 12H193L194 14H195V16L197 17V21H195L194 20V22H196V23H194V25H193V22L190 20V18H188V14L187 13H190V11L191 10ZM144 10H145V8H144ZM143 10V11H144ZM4 11V10H3ZM21 11V10H20ZM29 11V10H28ZM22 12V11H21ZM34 12V11H33ZM39 12V11H38ZM172 12V11H171ZM174 12H172V14L174 13ZM97 13V12H96ZM109 13V12H108ZM99 13H97V15H98ZM170 14V13H169ZM172 14H170V16H172ZM20 15V14H19ZM30 15V14H29ZM93 15V14H92ZM129 15V14H128ZM127 15V17H130V16H128ZM36 16V15H35ZM34 16V17H35ZM28 17H31V16H28ZM108 17H110V16H108ZM121 17V16H120ZM8 18H10L9 16H8ZM33 18V17H32ZM104 19L106 18V20H107V16L106 17H103ZM117 18V17H116ZM34 19V18H33ZM109 19V18H108ZM42 20V19H41ZM88 20V21H87ZM97 20H98V17H97ZM100 20V19H99ZM114 20V19H113ZM113 20H111V21H113ZM130 20V19H129ZM132 20V21H133ZM141 20V19H140ZM139 20V21H140ZM4 21V20H3ZM13 21V20H12ZM26 21V20H25ZM32 21V20H31ZM48 23H47V22ZM138 21V22H139ZM169 21V22H170ZM18 22V21H17ZM98 22V21H97ZM102 22V21H101ZM100 22V23H101ZM115 22H117V21H115ZM137 22V21H136ZM170 22V23H171ZM199 22V24H200V22H203L202 20L200 21H198ZM29 23V22H28ZM93 23H95V22H93ZM109 23H111V22H109ZM91 24V23H90ZM98 24H99V22H98ZM113 24V23H112ZM29 25V24H28ZM33 25V24H32ZM5 26V25H4ZM35 25H33V27H34ZM45 26V27H44ZM115 26V25H114ZM94 27H97V26H94ZM93 27V28H94ZM202 27V26H201ZM39 28V27H38ZM87 28V27H86ZM115 28V27H114ZM33 29H36L35 27L33 28ZM100 29V28H99ZM98 29V30H99ZM108 29V28H107ZM106 29V30H107ZM110 29H112V28H110ZM167 29H168V27H167ZM168 29V31H171V30H169ZM193 29H194V27H193ZM197 29H199V28H197ZM29 30H31V29H29ZM83 30V31H82ZM94 30V29H93ZM92 30V31H93ZM25 31V30H24ZM27 31V30H26ZM25 31V32H26ZM32 31V30H31ZM95 31V30H94ZM93 31V32H94ZM112 31V30H111ZM110 31V32H111ZM119 31V30H118ZM8 32V31H7ZM33 32H34V30H33ZM37 32V31H36ZM96 32H98V31H96ZM95 32V33H96ZM102 32L103 31H101V34H102ZM107 32H109V31H107ZM115 32H116V28H115ZM190 32V31H189ZM21 33V32H20ZM28 33V32H27ZM32 33V32H31ZM117 33V32H116ZM201 33V32H200ZM14 34V33H13ZM12 34V35H13ZM23 34V33H22ZM40 34V33H39ZM57 34V35H56ZM74 34V33H73ZM92 34V33H91ZM90 34V35H91ZM106 34V33H105ZM111 34H112V32H111ZM11 35V36H12ZM56 37H58V38H56ZM74 35H76V34H74ZM78 35V34H77ZM84 35L86 36V33H84ZM96 35V34H95ZM113 35V34H112ZM117 35V34H116ZM98 36V35H97ZM101 36V35H100ZM100 36H98V37H100ZM114 36V35H113ZM194 36V37H195ZM201 36H204V35H198V37H199V39L201 40ZM28 37V36H27ZM93 37H95V36H93ZM102 37V36H101ZM100 37V38H101ZM7 38V37H6ZM22 38H23V36H22ZM57 40H56V39ZM73 38V37H72ZM75 38V37H74ZM116 38V37H115ZM126 38V37H125ZM203 38V37H202ZM86 39V38H85ZM103 39H105V38H103ZM117 39H118V37H117ZM159 39V38H158ZM161 39H163V37L161 38ZM195 39V38H194ZM197 39V38H196ZM204 39V38H203ZM206 39V38H205ZM37 40V39H36ZM63 41V42H61V44L60 43H57L56 41ZM74 40V39H73ZM72 40V41H73ZM93 40H94V38H93ZM97 40H98V38H97ZM102 40V39H101ZM120 40V39H119ZM122 40V39H121ZM124 40V39H123ZM140 40V41H139ZM106 41V40H105ZM145 41H146V39L145 38H143V37H139L138 38V40L137 41H135V40H132L131 38H127V44H128V49H129V52L131 53V55H133L135 58H139V59H141V61L143 60V62L146 60V59H148L149 60V64H151L152 66H151V70H152V72H153V74L155 75V77H158L159 75H160V73L162 72V71H160V68L158 69V68H153V64H154V61H153V59H152V57H153V54L152 53H150V48H148V46L147 45H145L146 43H145ZM156 41V40H155ZM158 41H160L161 42V40H158ZM163 41H165V39L163 40ZM161 42V43H159V44H157V46L156 47H152L153 48V50H158V52L160 51L162 54L163 53H166L167 52V50H166V46L164 45V42ZM204 41V40H203ZM20 42H21V40H20ZM22 42H23V39H22ZM65 42V43H64ZM83 42V41H82ZM88 42V41H87ZM97 42V41H96ZM95 42V43H96ZM100 42V41H99ZM157 42V41H156ZM222 42H220V45H221V43ZM19 43V42H18ZM25 43V42H24ZM38 43V42H37ZM76 43V42H75ZM89 43V42H88ZM93 43V42H92ZM105 43H107V42H104V44ZM170 43V42H169ZM199 43H201V41L199 42ZM36 44V43H35ZM64 44V45H63ZM76 44H78V43H76ZM86 44V43H85ZM120 44V43H119ZM123 44V43H122ZM216 44V43H215ZM219 43H217L216 44V46L218 45ZM21 45V44H20ZM31 45V44H30ZM79 45V44H78ZM77 45V47H79ZM87 45H89V44H87ZM105 45H108V43L107 44H105ZM104 45V46H105ZM12 46H13V44H12ZM23 46V45H22ZM21 46V47H22ZM26 46H28L27 44H26ZM92 46V45H91ZM96 47H98L99 48V46H97V44L95 45ZM151 46V45H150ZM149 46V47H150ZM153 46V45H152ZM198 46V45H197ZM203 46V45H202ZM222 46V47H223ZM30 47V46H29ZM76 46L74 45V48H75ZM76 47V48H77ZM84 47V46H83ZM94 47V46H93ZM103 47V46H102ZM110 47V46H109ZM182 47V46H181ZM184 47V46H183ZM182 47V48H183ZM18 48V47H17ZM25 48V47H24ZM33 48H35V47H33ZM75 48V49H76ZM85 48V47H84ZM92 48V47H91ZM104 48V47H103ZM111 48V47H110ZM109 48V49H110ZM118 48V47H117ZM198 48V47H197ZM196 48V49H197ZM205 48H206V46H205ZM204 48V49H205ZM27 49V48H26ZM62 49H65V50H62ZM83 49V48H82ZM108 49V47H107V50H109ZM178 49V48H177ZM184 49H186V48H184ZM188 49V48H187ZM192 49V48H191ZM17 51H18V49H16ZM33 50V49H32ZM80 50V49H79ZM93 50H95V49H93ZM102 50H104V52H105V50H106V48H104V49H102ZM106 50V51H107ZM115 50V49H114ZM118 50H119V48H118ZM199 50V49H198ZM218 50H220L221 51V49L219 48ZM20 51V50H19ZM29 51H31L30 49H29ZM75 51V50H74ZM78 51V50H77ZM90 53H89V52ZM109 51H111V50H109ZM116 51V50H115ZM185 51V50H184ZM203 51V50H202ZM206 51H208V49L206 50ZM83 52V51H82ZM113 52V51H112ZM111 52V53H112ZM157 52V53H158ZM205 52V51H204ZM222 52V51H221ZM20 53V52H19ZM23 53V52H22ZM32 53V52H31ZM67 53V52H66ZM71 53V52H70ZM78 53V52H77ZM77 53H75V54H77ZM101 53V52H100ZM103 53V52H102ZM108 53V52H107ZM122 53H123V51H122ZM184 53H186V52H184ZM187 53L189 54V52L187 51ZM192 53V52H191ZM195 55L197 56V54L199 53H197L196 51H195ZM203 53V52H202ZM207 53V52H206ZM209 53V52H208ZM223 53V52H222ZM26 54H27V52H26ZM30 54V53H29ZM29 54H27V56L29 55ZM109 54V53H108ZM170 55H171V53H169ZM178 54H179V52H178ZM32 55V54H31ZM30 55V56H31ZM89 55V56H90ZM93 55H94V53H93ZM107 55V54H106ZM111 55V54H110ZM110 55H107V56H109L110 58H109V60H110V62H109V64H111V56ZM116 55V54H115ZM154 55H155V53H154ZM180 55V54H179ZM194 55V54H193ZM198 55H200V54H198ZM202 56L203 55H205V54H201ZM26 56V57H27ZM30 56H29V58H30ZM102 56V55H101ZM104 56V55H103ZM113 56V55H112ZM164 56V55H163ZM167 56H169V55H167ZM177 56V55H176ZM187 55L185 54V57H186ZM189 56H190V54H189ZM201 56V57H202ZM205 56H207V54L205 55ZM209 56V55H208ZM221 56V55H220ZM91 57V56H90ZM93 57H95V56H93ZM162 57V56H161ZM179 57V56H178ZM192 57V56H191ZM218 56H216V58H217ZM20 58V57H19ZM29 58L27 59L28 61H31V60H29ZM32 58V57H31ZM116 58V57H115ZM180 58V57H179ZM194 58H196V57H194L193 56V59L191 60V61H193L194 60ZM204 59H205V57H203ZM203 58H201V59H203ZM209 58V57H208ZM215 58V59H216ZM220 58V60H221V57H219ZM219 58H217V59H219ZM227 58V57H226ZM26 59V58H25ZM104 59V58H103ZM163 59V58H162ZM161 59V60H162ZM181 59H182V57H181ZM187 59V58H186ZM198 59H200V57H198ZM198 59L196 58V60L198 61ZM201 59H200V61H201ZM207 59V58H206ZM205 59V60H206ZM216 59V60H217ZM22 60V59H21ZM24 60V59H23ZM22 60V61H23ZM33 60V59H32ZM102 60V59H101ZM104 60H106L107 61V59H104ZM108 60V61H109ZM121 60V59H120ZM124 60V59H123ZM123 60H121V61H123ZM126 60H128V59H126ZM132 60H136V59H132ZM164 60L166 61V59L164 58ZM163 60V61H164ZM178 60V59H177ZM188 60H189V57H188ZM187 60V62H189ZM196 60H194V61H196ZM204 60V61H205ZM103 61V60H102ZM125 61V60H124ZM123 61V62H124ZM131 60H129V62H130ZM165 61H164V63H165ZM174 61V60H173ZM176 61V60H175ZM180 61V60H179ZM184 61V60H183ZM181 62V66H179V69H177L176 68V70H178V72L180 71L181 72V70L180 69H182V66H183V64L184 63H186V62ZM226 61V60H225ZM126 62V61H125ZM138 62V61H137ZM140 62V61H139ZM178 62V61H177ZM199 62V61H198ZM206 62V61H205ZM22 63V62H21ZM31 64H32V62H30ZM98 63V62H97ZM107 63V62H106ZM136 63V62H135ZM166 63H168V61L166 62ZM174 63V62H173ZM194 63H197V62H193V64ZM218 63H219V61H218ZM226 63V62H225ZM228 63V62H227ZM20 64V63H19ZM25 64V63H24ZM30 64V65H31ZM125 64V63H124ZM126 64L128 65V62H126ZM132 64H134V63H132ZM131 64V65H132ZM169 64V63H168ZM177 64V63H176ZM175 64V65H176ZM178 64L180 65V62H178ZM189 64V63H188ZM202 64V63H201ZM201 64H199L200 66H201ZM203 64H207V63H203ZM16 65V64H15ZM17 65H18V63H17ZM28 65V64H27ZM32 65H34V64H32ZM98 65H99V63H98ZM105 65V64H104ZM108 65V64H107ZM130 65V64H129ZM142 65H143V63H142ZM174 65V66H175ZM185 65V64H184ZM190 65V64H189ZM19 66H21V65H19ZM101 66V65H100ZM99 66V67H100ZM115 66V65H114ZM137 66H138V64H137ZM136 66V64H135V66L134 67H137ZM165 66H167V65H165ZM173 66V69L175 68ZM177 66V65H176ZM191 66V65H190ZM195 66V65H194ZM208 66V65H207ZM222 66V65H221ZM220 66V67H221ZM224 66H227V65H224ZM224 66H222V67H224ZM15 67V66H14ZM14 67H12V69L14 68ZM21 67H23V65L21 66ZM36 67V66H35ZM98 66H97V68H99ZM110 67H111V65H110ZM116 67H118V66H116ZM131 67V66H130ZM168 67H169V65H168ZM185 67V66H184ZM197 66H195V68H196ZM210 67V66H209ZM11 68V67H10ZM25 68V67H24ZM33 68H34V66H33ZM93 68V69H94ZM101 68L102 69H104L103 68V65L101 66ZM115 68V67H114ZM113 68V69H114ZM123 68H124V65H123ZM142 68H143V66H142ZM186 68V70H184V73L187 71V73L188 74H190L188 71L189 70H187V68H188V66L187 67H185ZM195 68H192V69H194V71H196L195 70ZM205 68H206V66H204V71H205ZM28 69H30V66H29V68ZM27 68H26V70H28ZM92 69V71H97V70H93ZM96 69V68H95ZM101 69V70H102ZM120 69H122V68H119L118 69V71L120 70ZM169 69V68H168ZM200 68L198 67V70H199ZM203 69V68H202ZM218 69H219V67H218ZM218 69H217V71H218ZM224 69V68H223ZM228 69V68H227ZM9 70V69H8ZM16 70V69H15ZM21 70V69H20ZM25 70V69H24ZM31 70V69H30ZM100 70V69H99ZM117 70V69H116ZM124 70H125V68H124ZM137 70H139V69H137ZM164 70H166V69H164ZM175 70V71H176ZM3 71V70H2ZM4 71H6V70H4ZM13 71V70H12ZM11 71V72H12ZM16 71H18V70H16ZM103 71V70H102ZM114 71H115V69H114ZM126 72H128L127 70H125ZM174 71V73H176ZM183 71V70H182ZM193 71V70H192ZM203 71V72H204ZM217 71L215 72V74L217 73ZM222 71H224V70H222ZM8 72H10V70L8 71ZM15 71H13V73H14ZM33 72H36V71H33ZM104 72H106L105 71V69H104ZM103 72V73H104ZM109 72H110V70H109ZM113 72V71H112ZM126 72L125 73H123V74H125L126 75ZM138 72V71H137ZM148 72H150V71H148ZM167 72H168V70H167ZM171 72V71H170ZM170 72L168 73V74H170ZM191 72V71H190ZM211 72V71H210ZM220 72V71H219ZM227 72V71H226ZM108 73V72H107ZM116 73V72H115ZM142 73H145V72H143L142 71ZM165 73H166V71H165ZM171 73H173V72H171ZM173 73V74H174ZM183 73V72H182ZM201 73V72H200ZM205 74H206V72H204ZM213 73V72H212ZM223 73V72H222ZM4 74V73H3ZM15 74V73H14ZM23 74H25L26 75V73H25V71L23 72ZM28 74H30V73H28ZM95 74V73H94ZM99 74V73H98ZM101 74V73H100ZM122 74V73H121ZM120 74V75H121ZM129 74V73H128ZM130 74H131V72H130ZM136 74V73H135ZM138 74V73H137ZM150 74H152V73H150ZM173 74H172V76H173ZM192 74V73H191ZM191 74H190V78H191ZM224 74H225V71H224ZM227 74V73H226ZM12 75V74H11ZM21 75V74H20ZM19 75V76H20ZM31 75V74H30ZM33 75V74H32ZM40 75H45L44 77H40ZM114 75V74H113ZM132 75V74H131ZM147 75H149V74H147ZM166 75V74H165ZM177 75V74H176ZM183 75V74H182ZM197 75V74H196ZM212 75V74H211ZM15 76V75H14ZM105 76H107V74L106 75H104V77ZM161 76H162V74H161ZM167 76V75H166ZM187 76V75H186ZM186 76H184V78L183 79H185V77ZM200 76V75H199ZM204 75H201V78L203 77ZM4 77V76H3ZM10 77V76H9ZM12 77V76H11ZM16 77H18L17 76V72H16ZM124 77V76H123ZM135 77H137V76H135ZM174 77V76H173ZM181 77V76H180ZM206 77V76H205ZM15 78V77H14ZM13 78V79H14ZM22 78V77H21ZM20 78V79H21ZM89 78V79H88ZM93 78V77H92ZM116 78V77H115ZM132 78V77H131ZM159 78V77H158ZM182 78V77H181ZM24 79V78H23ZM113 79V78H112ZM135 79V78H134ZM137 79H139V78H137ZM136 79V80H137ZM148 79V78H147ZM150 79V78H149ZM162 79H163V77H162ZM171 79H173L172 77H171ZM175 79V78H174ZM176 79H177V77H176ZM179 79V78H178ZM194 79V78H193ZM197 79H198V77H197ZM196 79V80H197ZM241 79V78H240ZM1 80V79H0ZM10 80V79H9ZM53 80H56L57 82H61L62 83V85L63 84H66V83H63V82H65V80H67L66 82H68L67 83V88L66 87H64L65 88V91H64V89L63 90H61L60 92H49V91H47V89L45 90V89H43L44 88V86L45 85H43V87H42V82H47V83H49V82H52ZM135 80V81H136ZM142 80V79H141ZM168 80V79H167ZM186 80H187V78H186ZM5 81V80H4ZM11 81V80H10ZM15 81V80H14ZM18 81V80H17ZM17 81H15L16 83H15V86L14 87H17L16 89H19V87H21L22 85H20V83H17ZM134 80L132 79V82H133ZM139 82H140V80H138ZM149 81H151V80H149ZM172 81H174V80H172ZM9 81H7V83H8ZM27 81H25V83H26ZM59 82V83H60ZM126 82V81H125ZM138 82V83H139ZM169 82H171V81H169ZM242 82H243V80H242ZM245 82V81H244ZM243 82V83H244ZM3 83H5V82H3ZM24 83V84H25ZM54 83V82H53ZM56 83V82H55ZM58 83V84H59ZM112 83V82H111ZM114 83V82H113ZM136 83V82H135ZM135 84V86L138 88V92H137V95H138V103H142V104H144V105H146L148 108V111L150 112V115H151V117H150V128H151V131H149L150 133H153V136H152V138L154 139V141H153V143H154V146H155V149H156V151L157 152H163L164 153V156H165V165H164V167H166V168H168L167 170H168V173H171L172 171H174V168H175V166L173 165V160H174V157H175V152H174V149L173 148H171V147H169V145L168 144H166V141L164 140V137H163V133H165V131H166V128L167 127H169V128H171L170 126L171 125H173V124H171L167 119H166V116H167V113L169 112L168 110H167V108H166V103H165V98H164V95L162 94V93H164V92H161V94L159 93V92H151V91H148V90H145L143 87H142V85H140L141 83H139V84ZM166 83H167V81H166ZM172 83V82H171ZM248 83V82H247ZM246 83V84H247ZM1 84V83H0ZM27 84V83H26ZM29 84V83H28ZM98 84V85H97ZM126 84V83H125ZM143 84V83H142ZM152 84V83H151ZM172 84H174V83H172ZM172 84H166L165 85V88H166V94H172V92H171V86H172ZM264 84V83H263ZM11 85V84H10ZM54 85V84H53ZM61 85V84H60ZM104 85V84H103ZM124 85V84H123ZM171 85V86H170ZM245 85V84H244ZM248 85V86H247ZM247 85H245V86H247V87H249V84H247ZM3 86V85H2ZM24 86H26V85H24ZM51 86H52V84H51ZM56 86V85H55ZM105 86V85H104ZM134 86V85H133ZM244 86V87H245ZM13 87V89H15ZM62 87V86H61ZM106 87V86H105ZM111 87H112V84H111ZM117 87V86H116ZM150 87V86H149ZM152 87V86H151ZM171 87V88H170ZM201 87H203V86H201ZM11 88V87H10ZM46 88V87H45ZM53 88L54 87H52V91H53ZM110 88V87H109ZM146 88V87H145ZM153 88H155V86L153 87ZM174 88V87H173ZM172 88V89H173ZM236 87L234 86V89H235ZM28 89V88H27ZM26 89V90H27ZM50 89V88H49ZM152 89V88H151ZM157 89V88H156ZM160 89V88H159ZM243 89V88H242ZM241 89V90H242ZM2 90V89H1ZM107 90V89H106ZM117 90H118V88H117ZM123 90V89H122ZM158 90V89H157ZM175 89H173V91H174ZM59 91V90H58ZM153 91V90H152ZM156 91V90H155ZM168 91V92H167ZM235 91V90H234ZM14 92H16V91H14ZM102 93H104V90H102L101 91ZM111 92V91H110ZM121 92H123V91H121ZM231 92H233V91H231ZM251 92V91H250ZM8 93V92H7ZM18 93H19V91H18ZM107 93V92H106ZM112 93H113V90H112ZM236 93V92H235ZM124 94V93H123ZM242 94H243V92H242ZM241 94V95H242ZM255 94V93H254ZM4 95H6V94H4ZM11 95V94H10ZM9 95V96H10ZM103 95V94H102ZM112 95V94H111ZM111 95H110V97H111ZM125 95V94H124ZM136 95V96H137ZM100 96V95H99ZM99 96H97L98 97V100H99ZM113 96V95H112ZM132 96V95H131ZM170 96H172V95H170ZM175 96V95H174ZM174 96H172V98L174 97ZM249 96V95H248ZM25 97V98H24ZM65 97H67V99L65 98ZM95 97V99L93 100L92 98H94ZM103 97V96H102ZM106 97H109V96H106ZM105 97V98H106ZM231 97V96H230ZM237 97H242V96H238L237 95ZM250 97V96H249ZM248 97V98H249ZM256 97V96H255ZM255 97H254V100H256L255 99ZM261 97V99L263 98V95L262 96H260ZM114 98V97H113ZM117 98V97H116ZM120 98V97H119ZM126 98H128V97H126ZM167 98V97H166ZM171 98V97H170ZM243 98V97H242ZM241 98V99H242ZM250 98H252V97H250ZM256 98H258V97H256ZM8 99H9V97H8ZM108 99H110V98H108ZM115 99V98H114ZM134 99H136L135 97H134ZM168 99V98H167ZM232 99V98H231ZM235 99V98H234ZM264 99V98H263ZM4 100V99H3ZM103 100V99H102ZM116 100H118V98L116 99ZM121 100V99H120ZM125 100V99H124ZM123 100V101H124ZM128 100V99H127ZM169 100V99H168ZM206 100V99H205ZM236 100V99H235ZM239 100V99H238ZM9 101V100H8ZM113 101V100H112ZM126 101V100H125ZM129 101V100H128ZM170 101V100H169ZM203 101V100H202ZM207 101H209V100H207ZM233 101V100H232ZM258 101H259V99H258ZM66 102H68V103H66ZM103 102V101H102ZM106 102V101H105ZM119 102V101H118ZM204 103H202V105H204L205 104V101H203ZM234 102V101H233ZM232 102V103H233ZM261 102V101H260ZM263 102V101H262ZM128 103V102H127ZM170 103V102H169ZM241 103V102H240ZM243 103V102H242ZM248 102H245V104H247ZM264 103V102H263ZM65 104H67V105H65ZM101 104V103H100ZM115 104V103H114ZM119 105H120V103H118ZM197 104V103H196ZM209 104H210V102H209ZM244 104V105H245ZM115 105H117V103L115 104ZM199 105V104H198ZM201 105V104H200ZM206 105V104H205ZM230 105H231V101H230ZM255 105V104H254ZM8 106H10V105H8ZM242 106V105H241ZM246 107H249V105L247 106V105H245ZM244 106V107H245ZM257 106V105H256ZM260 106V105H259ZM69 107H67V108H69ZM119 107V106H118ZM231 107H232V105H231ZM234 107V106H233ZM261 107H262V105H261ZM261 107L260 108H258V110L259 109H261ZM264 107V106H263ZM203 108H205L206 109V107H204L203 106ZM208 108V107H207ZM241 108V107H240ZM256 108V107H255ZM94 109H96V108H94ZM251 109V108H250ZM249 109V110H250ZM66 110H68V109H66ZM199 110V109H198ZM208 110V109H207ZM230 110H232V108L230 109ZM246 110V109H245ZM248 110V109H247ZM18 111H22V113L21 114H16ZM29 111V112H28ZM30 111H36L37 113H38V115H36V116H32V115H30ZM95 111V110H94ZM93 111V112H94ZM222 111V110H221ZM244 111V110H243ZM254 111V110H253ZM255 111H257V108H256V110ZM254 111V112H255ZM64 112H66V111H64ZM63 112V113H64ZM204 112V111H203ZM219 112V111H218ZM231 112V111H230ZM235 112V111H234ZM245 112H247V111H245ZM253 112V113H254ZM262 112V111H261ZM258 112V113H260V114H264V112ZM62 113V114H63ZM77 113L78 112H76V115H77ZM92 113V112H91ZM256 113V112H255ZM257 113V114H258ZM11 114V113H10ZM56 114H59L58 112L56 113ZM169 114H170V112H169ZM168 114V115H169ZM201 114V113H200ZM207 114V113H206ZM220 114H221V112H220ZM239 114H241V112L239 113ZM78 115H81V113L80 114H78ZM77 115V116H78ZM85 115V114H84ZM83 115V116H84ZM89 115V114H88ZM88 115H87V117H88ZM92 115V114H91ZM243 115V114H242ZM241 115V116H242ZM246 115V114H245ZM254 115V114H253ZM2 115H0V119L2 118L1 117ZM12 116V117H13ZM57 116V115H56ZM63 116H65V115H63ZM74 116H75V114H74ZM96 116H98V115H96ZM95 116V117H96ZM231 116V115H230ZM237 116H238V114H237ZM244 116V115H243ZM247 116V115H246ZM255 116H257L256 114L254 115V117ZM263 116V115H262ZM10 117H11V115H10ZM10 118V119H13V118ZM66 117V116H65ZM86 117V118H87ZM197 117V116H196ZM56 118V117H55ZM85 118V119H86ZM201 118H202V116H201ZM231 118V117H230ZM246 119H247V117H245ZM245 118H244V120L243 121H245ZM255 118H257V117H255ZM5 119H6V117H5ZM4 118H3V121L5 120ZM66 119V118H65ZM65 119H64V121H65ZM76 119V118H75ZM77 119H78V117H77ZM77 119L75 120V121H77ZM93 119V118H92ZM169 119V118H168ZM203 119V118H202ZM249 119H251L250 117H249ZM253 119V118H252ZM258 119H260V117H258ZM262 119H264V118H262ZM2 120V119H1ZM55 120V119H54ZM57 120V119H56ZM58 120H59V122H58ZM58 120H57V122L58 123H60V119L58 118ZM240 120V119H239ZM7 121V125L9 124V121L8 120H5L4 122H6ZM15 121V120H14ZM13 121V122H14ZM63 121V122H64ZM95 121H96V119H95ZM196 121V120H195ZM233 120L231 119L230 120V122H232ZM237 121V120H236ZM240 121H242V120H240ZM253 122H254V119L252 120ZM258 121H260V120H258ZM264 121V120H263ZM1 122V121H0ZM11 122V121H10ZM84 122V121H83ZM87 122V121H86ZM91 122V121H90ZM89 122V123H90ZM94 122V121H93ZM2 123V122H1ZM58 123H57V125H58ZM65 123H67L66 121H65ZM78 123V122H77ZM88 123V122H87ZM87 123H86V125H87ZM194 123V122H193ZM196 123V122H195ZM198 123V122H197ZM201 123V122H200ZM237 123V122H236ZM247 123H248V121H247ZM263 123V122H262ZM27 124V123H26ZM53 124H54V122H53ZM92 125H94V123H91ZM201 124H205V122L204 123H201ZM206 124L208 125V121L206 122ZM213 124V123H212ZM215 124V123H214ZM214 124L212 125V126H214ZM229 124V123H228ZM240 124L242 125V122H240ZM243 124H246V122H243ZM249 124V123H248ZM254 124V123H253ZM261 124V123H260ZM259 124V125H260ZM2 125H3V123H2ZM34 125V124H33ZM37 125V124H36ZM52 125V124H51ZM77 125V124H76ZM79 125V124H78ZM85 125V124H84ZM89 125V124H88ZM177 125V124H176ZM175 125V126H176ZM182 125V124H181ZM193 125V124H192ZM191 125V126H192ZM195 125V124H194ZM193 125V126H194ZM197 125H199V124H197ZM211 125V124H210ZM216 125V124H215ZM237 125H238V123H237ZM12 126V125H11ZM15 126V125H14ZM42 126V125H41ZM187 126H190V125H187ZM201 126V125H200ZM199 126V127H200ZM217 126H218V124H217ZM236 126V125H235ZM243 126V125H242ZM255 126H256V124H255ZM4 127V126H3ZM8 127V126H7ZM38 127L39 126H37V130H39L38 129ZM45 127V126H44ZM51 127H53V126H51ZM76 127H78V126H76ZM81 127V126H80ZM96 127V126H95ZM101 127V126H100ZM205 127V126H204ZM203 127V128H204ZM215 127V126H214ZM220 127V126H219ZM224 127H226L225 125H224ZM257 127L259 128V126L257 125ZM17 128V127H16ZM26 128V127H25ZM28 128V127H27ZM26 128V129H27ZM35 128V127H34ZM73 128V127H72ZM88 127H86V129H87ZM93 128V127H92ZM97 128V127H96ZM145 129H146V127H144ZM174 128V127H173ZM193 128V127H192ZM197 128V127H196ZM221 128H223V127H221ZM230 128V127H229ZM239 128H240V126H239ZM246 128V127H245ZM254 128V127H253ZM256 128V127H255ZM262 127H260V129H261ZM4 129H6V127L4 128ZM19 129H21V128H19ZM19 129L17 130V131H19ZM22 129H24V127L22 128ZM52 129V128H51ZM54 129L55 128H53L52 130H53V132H54ZM78 129V128H77ZM120 129V128H119ZM143 129V128H142ZM172 129V128H171ZM176 129V128H175ZM178 129V128H177ZM200 129V128H199ZM206 129V128H205ZM220 129V128H219ZM218 129V130H219ZM233 130V128H230V130ZM242 129V128H241ZM240 129V130H241ZM247 129V128H246ZM257 129V128H256ZM3 130V129H2ZM11 128H10V132H11ZM25 130V129H24ZM29 130H32V128H30L29 127ZM34 130V129H33ZM41 130V129H40ZM47 130V129H46ZM74 130V129H73ZM122 130V129H121ZM128 130V129H127ZM138 130V129H137ZM141 130V129H140ZM187 130V129H186ZM189 130H190V128L188 129V132H189ZM197 130V129H196ZM195 130V131H196ZM201 130H202V128H201ZM222 130V129H221ZM228 130V129H227ZM227 130H226V132H227ZM229 130V131H230ZM248 130V129H247ZM250 131H251V129H249ZM6 131V130H5ZM23 131V130H22ZM49 131V130H48ZM47 131V132H48ZM58 131V130H57ZM62 131V130H61ZM77 131V130H76ZM81 131H83V130H80V132ZM86 131V130H85ZM94 131H95V129H94ZM129 131V130H128ZM130 131H131V129H130ZM172 132H175V130L173 131V130H171ZM177 131V130H176ZM210 131V130H209ZM224 131V130H223ZM4 132V131H3ZM8 132V131H7ZM65 133H66V131H64ZM68 132V131H67ZM79 132V131H78ZM77 132V133H78ZM103 133V131H100V133ZM123 132V131H122ZM132 132V131H131ZM217 132V131H216ZM219 132V131H218ZM225 132V131H224ZM242 132H244V131H242ZM249 132V131H248ZM16 133V132H15ZM15 133H13V134H15ZM28 133H30L31 134V136H32V134L34 133V132H28ZM27 133V134H28ZM37 132H35V134H36ZM61 133V132H60ZM76 133V135H78ZM95 133V132H94ZM97 133V132H96ZM101 133V135L103 136V134ZM110 133V132H109ZM112 133V132H111ZM125 134H126V132H124ZM139 133V132H138ZM137 133V134H138ZM180 133V132H179ZM186 133V132H185ZM209 133V132H208ZM220 133V132H219ZM218 133V134H219ZM230 133V132H229ZM2 134V133H1ZM46 134H48V133H46ZM50 134V133H49ZM48 134V135H49ZM51 134H53V133H51ZM56 134V133H55ZM71 134V133H70ZM81 134V133H80ZM86 134H88L89 135V137H90V134L89 133H86ZM93 134V133H92ZM168 134V133H167ZM175 134V133H174ZM215 134H217V133H215ZM237 134H238V132H237ZM244 134H246V133H244ZM249 134V133H248ZM251 134H252V132H251ZM37 135V134H36ZM35 135V136H36ZM47 135V136H48ZM66 135V134H65ZM82 135V134H81ZM80 135V136H81ZM83 135H84V133H83ZM100 134H99V136H101ZM113 135H114V133H113ZM120 135V134H119ZM140 135H142V137H143V134H140ZM165 135V134H164ZM209 135V134H208ZM232 135V134H231ZM240 135V134H239ZM242 136H244L245 137V135H243V134H241ZM9 136V135H8ZM10 136H11V133H10ZM14 136H17V135H14ZM26 136V135H25ZM30 136V137H31ZM34 136V137H35ZM41 136H43L42 134H41ZM47 136L45 137V138H47ZM51 136H53V135H51ZM67 136V135H66ZM98 136V135H97ZM109 136L111 137V135L109 134ZM108 136V138H109V140H110V137ZM192 135H191V133L189 132V133H187V134H185V136H183L184 137V142H183V140H182V142L185 144V146H187L188 144L190 145V141L192 140V137H191ZM216 136H218V135H216ZM235 136H236V133H235ZM262 136V135H261ZM5 138H6V136H4ZM28 137H29V134H28ZM27 136L25 137V139H27L28 138ZM29 137V139H31ZM44 137V136H43ZM62 137V136H61ZM72 137V136H71ZM83 136H81V139H83L82 138ZM88 137V136H87ZM86 137V139H88ZM94 137V136H93ZM113 137V136H112ZM116 137V136H115ZM115 137H114V140L113 141H115ZM121 136H119V138H120ZM128 137V136H127ZM132 137H134V136H132ZM131 137V138H132ZM141 137V136H140ZM145 137V136H144ZM168 137V136H167ZM171 137H173V136H171ZM195 137V136H194ZM196 137H197V134H196ZM247 137V136H246ZM249 137V136H248ZM1 138V137H0ZM16 138V137H15ZM14 138V139H15ZM37 138H38V136H37ZM67 138V137H66ZM69 138V137H68ZM95 138V137H94ZM93 138V139H94ZM97 138H99V137H97ZM104 137H102V139H103ZM105 138H107V137H105ZM138 138V137H137ZM147 138V137H146ZM227 138V137H226ZM238 137H236L235 139H237ZM249 138H251V136L249 137ZM248 138V140H251V139H249ZM7 139H9L8 137H7ZM64 139V138H63ZM85 139V138H84ZM83 139V140H84ZM90 139H92V138H90ZM100 139V138H99ZM113 139V138H112ZM171 139V138H170ZM245 139V138H244ZM247 139V138H246ZM13 140V139H12ZM28 140V139H27ZM27 140H26V142H25V144L27 143ZM35 140V139H34ZM40 140H41V138H40ZM42 140H44V139H42ZM55 140V139H54ZM65 140V139H64ZM73 140V138H71V141ZM82 140V141H83ZM98 140V139H97ZM105 141H106V139H104ZM109 140H108V142H109ZM121 140V139H120ZM134 140V139H133ZM229 140H230V138H229ZM229 140H228V142H229ZM233 140V139H232ZM258 141H261V140H259V139H257ZM2 141H4V140H2ZM15 141H16V139H15ZM37 141H39V140H37ZM75 141V140H74ZM80 141V140H79ZM81 141V142H82ZM91 141V140H90ZM89 140H88V142H90ZM119 141V140H118ZM141 141H143L142 139H141ZM169 141V140H168ZM193 141V140H192ZM223 141V140H222ZM244 141V140H243ZM29 142H31V141H29ZM28 142V143H29ZM48 142V141H47ZM64 142V141H63ZM67 142V141H66ZM81 142H79V143H81ZM93 142H95V141H93ZM101 142V141H100ZM99 142V143H100ZM104 142V141H103ZM121 141H119V143H120ZM126 142V141H125ZM135 142V141H134ZM173 142V141H172ZM171 142V143H172ZM178 142L180 143L181 141H179L178 140ZM212 142V141H211ZM230 142H233V141H230ZM240 142V141H239ZM238 142V143H239ZM241 142H242V140H241ZM240 142V143H241ZM263 141H261V143H262ZM41 143V142H40ZM61 143V142H60ZM68 143V142H67ZM66 143V144H67ZM72 143V142H71ZM70 143V144H71ZM75 143H77V142H75ZM74 143V144H75ZM96 143V142H95ZM118 143V144H119ZM142 143V142H141ZM175 143V142H174ZM173 143V144H174ZM195 143V142H194ZM206 143V142H205ZM219 143V142H218ZM225 143V142H224ZM240 143L239 144H237V145H240ZM243 143V142H242ZM249 143V142H248ZM250 143H251V141H250ZM260 143V142H259ZM260 143V144H261ZM2 144V143H1ZM11 144V143H10ZM14 144H15V142H14ZM18 144V143H17ZM25 144H23L24 146H25ZM29 144H31V143H29ZM50 144V143H49ZM56 144V143H55ZM69 144V143H68ZM97 145H98V142L96 143ZM100 144H102V143H100ZM105 144V143H104ZM133 144V143H132ZM138 144V143H137ZM149 144V143H148ZM176 144V143H175ZM183 144V145H184ZM196 144V143H195ZM228 145L230 144V143H227ZM244 144V143H243ZM257 144V143H256ZM5 145H6V143H5ZM8 145H9V143H8ZM33 146H31V150H32V147H34V146H36V145H34V143L32 144ZM41 145H43V143L41 144ZM46 145V144H45ZM51 145V147L54 145V144H50ZM49 145V146H50ZM57 145V144H56ZM76 145H78V144H76ZM89 145V144H88ZM95 144H93V146H94ZM129 145V144H128ZM151 145V144H150ZM180 145V144H179ZM197 145V144H196ZM205 145V144H204ZM209 145V144H208ZM232 145V144H231ZM246 145V144H245ZM248 145V144H247ZM251 145V144H250ZM3 146H4V144L2 145V148H3ZM11 146V145H10ZM17 146H20V144L19 145H17ZM83 147H84V145H82ZM113 146V145H112ZM117 146V145H116ZM126 146V145H125ZM181 146V145H180ZM184 146V147H185ZM215 146H217V145H215ZM223 146V145H222ZM233 146V145H232ZM231 146V150H232V148H234V147H232ZM242 146V150H244V149H247V148H249V147H246V148H244V146L243 145H241ZM259 146H261V145H259ZM26 147H28V146H26ZM39 147V146H38ZM40 147H42L41 148V150L44 148L43 146H40ZM54 147V146H53ZM58 147V146H57ZM66 146L64 145V147L63 148H65ZM79 147V146H78ZM87 146L85 145V148H86ZM91 147H92V145H91ZM90 146L88 147V148H91ZM94 147H96V146H94ZM102 147L103 148H105L106 149V146L104 147L103 145H102ZM120 147V146H119ZM131 147V146H130ZM152 147V146H151ZM224 147H225V144H224ZM228 147V146H227ZM226 147V148H227ZM1 147H0V149H2ZM8 148H10L9 146H8ZM11 148H13V144H12V147ZM10 148V149H11ZM70 148V147H69ZM75 148H77V146H75ZM87 148V149H88ZM96 148H98V147H96ZM96 148H93V149H96ZM100 148V147H99ZM110 148V150L112 149L111 147H109ZM114 148V147H113ZM121 148V147H120ZM128 148V147H127ZM126 148V149H127ZM143 148V147H142ZM178 148V147H177ZM182 148V147H181ZM181 148L179 149V150H181ZM204 148V147H203ZM202 148V149H203ZM225 148V149H226ZM237 148V147H236ZM244 148V149H243ZM256 148V147H255ZM261 148V147H260ZM4 149H6V148H3L2 150H4ZM14 149H15V147H14ZM23 149H24V147H23ZM30 149H28V151L30 152ZM50 148H48V150H49ZM66 149V148H65ZM65 149H64V151H65ZM71 149H72V146H71ZM80 149V148H79ZM82 149V148H81ZM93 149L91 148L90 149V151H93ZM137 149H139V148H137ZM152 149V148H151ZM221 149V148H220ZM229 149V151H230V148H228ZM238 149V148H237ZM51 150V149H50ZM49 150V151H50ZM73 150V149H72ZM72 150H70V151H72ZM74 150H76V149H74ZM73 150V151H74ZM108 150V149H107ZM132 150V149H131ZM150 150V149H149ZM196 150V149H195ZM210 150V149H209ZM250 150V149H249ZM8 151H10V150H8ZM12 151V150H11ZM22 151V150H21ZM20 151V152H21ZM60 151V150H59ZM58 151V152H59ZM64 151H63V154H64ZM76 151H78V150H76ZM84 151V150H83ZM86 151H88V150H86ZM105 151V150H104ZM208 151V150H207ZM233 151V150H232ZM254 151H256V150H254ZM262 151H263V149H262ZM13 152V151H12ZM19 151H18V153H20ZM33 152V151H32ZM46 152H48V151H46ZM51 152H53V151H51ZM57 152V151H56ZM66 152V151H65ZM85 152V151H84ZM95 152H96V150H95ZM101 152V149H100V151H98V153H100ZM102 152H103V150H102ZM109 152V151H108ZM112 152V151H111ZM117 152V151H116ZM120 152H122V151H120ZM128 152V151H127ZM130 152V151H129ZM142 152V151H141ZM151 152H154V151H151ZM209 152V151H208ZM211 152V151H210ZM225 152H227V151H225ZM240 152V151H239ZM4 153V152H3ZM8 153V152H7ZM14 153V152H13ZM17 153V154H18ZM40 153V152H39ZM41 153H42V151H41ZM60 153V152H59ZM71 152H69V154H70ZM77 153H79V152H77ZM97 153V152H96ZM133 153V152H132ZM179 153V155L182 157V152H178ZM192 153H195V152H192ZM203 153V152H202ZM214 153V152H213ZM229 153V152H228ZM230 153H232V152H230ZM230 153L228 154L229 156H231L230 157V184H229V186H230V200H228L229 199V197L226 195L227 193H228V191H226L227 193H225L224 194V192H223V196L224 195H226V197H228V199H224L225 201H230V204L228 203V205H230V206H226L227 208H225L224 206H223V209H224V215H225V217H226V215H227V217H226V219L228 218V220L231 222L232 221V217H235V218H237L239 215H240V213L241 212H243V206H245V205H243V203H248V207H245V209L247 208L248 209V215H250L249 217H252V218H254L256 221H258V222H260V228H261V230H259L258 229V227H257V231L259 230V231H261L260 233V237L262 238V241H264V225H262L263 224V221H264V157H260V158H256V159H252V160H239V159H237L238 157H235L237 160H238V164L236 163V161H234L233 159H232V154L230 155ZM247 153L249 154V152L247 151ZM257 153H258V151H257ZM261 153V152H260ZM6 154V153H5ZM34 154V153H33ZM37 154H38V151H37ZM50 154V153H49ZM56 154H58V153H55V156H59V154L58 155H56ZM73 154V153H72ZM82 154V153H81ZM87 154V153H86ZM85 154V155H86ZM89 154V153H88ZM107 154V153H106ZM109 154V153H108ZM111 154V153H110ZM120 154V153H119ZM128 154H130V153H128ZM156 154V153H155ZM196 154V153H195ZM222 154V153H221ZM0 155H4V154H0ZM45 155V154H44ZM52 155V154H51ZM53 155H54V153H53ZM76 155V154H75ZM79 155V154H78ZM84 155V156H85ZM98 155V154H97ZM100 155V154H99ZM132 156H133V154H131ZM142 155V154H141ZM144 155V154H143ZM198 155V154H197ZM220 155V154H219ZM225 155H227L226 153H225ZM239 154H237V156H238ZM255 155V154H254ZM257 155V154H256ZM261 155V154H260ZM263 155V154H262ZM12 156V155H11ZM17 156V155H16ZM27 156L28 157H31L32 156V153H27ZM49 157H50V155H48ZM60 156H62V153H61V155ZM59 156V157H60ZM64 156V155H63ZM83 156V157H84ZM92 156V155H91ZM90 156V157H91ZM95 156H96V154H95ZM106 156V155H105ZM119 156V155H118ZM125 156V155H124ZM132 156H130V157H132ZM138 156H139V154H138ZM146 156V155H145ZM145 156H143L144 158H145ZM180 156H179V158H180ZM185 156V155H184ZM183 156V157H184ZM199 156V155H198ZM216 156V155H215ZM229 156H227L228 158H229ZM244 156V155H243ZM1 157V156H0ZM4 157V156H3ZM6 157V156H5ZM18 157V156H17ZM22 157H24V156H22ZM68 157H70L69 155H68ZM76 157V156H75ZM79 157V156H78ZM86 157V156H85ZM110 157V156H109ZM111 157H112V155H111ZM115 157V156H114ZM200 157V156H199ZM220 157V156H219ZM239 157H242V155L241 156H239ZM256 157V156H255ZM33 158V157H32ZM35 158H38L39 159V156L38 157H35ZM35 158L33 159V160H35ZM47 157H45V159H46ZM64 158V157H63ZM81 158H82V156H81ZM97 158H98V156H97ZM136 158V157H135ZM177 158V157H176ZM224 158V157H223ZM243 158V157H242ZM5 158H1V160H4ZM8 159H11L10 157L8 158ZM7 159V160H8ZM20 159V158H19ZM41 159H42V157H41ZM56 159V161H57V159L58 158H55ZM68 159H71V157L70 158H68ZM68 159H65L66 161L68 160ZM75 159V158H74ZM88 159H90L91 161L89 162V163H86V164H89V169H88V171H89V177H90V182L93 184V188H92V190L91 191H94V189H96V190H98V192H94L95 194H93V192H91L93 195H91L92 197H91V199H90V209L91 208H93V209H95L94 208V202H95V200H93V197L95 196V197H97L96 199H98V201L100 200V197H102L101 195H103L104 193L101 191L102 190V185H101V183L100 182H97L96 183V181H94L95 180V173L97 172L96 171V166L97 165H95V164H97L96 163V161L94 160V159H91V158H88ZM95 159H96V157H95ZM128 159L130 160V158L128 157ZM148 158H146V160H147ZM181 159V158H180ZM202 159V158H201ZM250 159V158H249ZM6 159L4 160V161H7ZM12 161H13V159H11ZM16 160V159H15ZM14 160V161H15ZM26 160V159H25ZM33 160L31 161V163L33 162ZM40 160V159H39ZM47 160H49V158L47 159ZM51 160H52V157H51ZM61 160V159H60ZM64 160V161H65ZM79 160V159H78ZM84 160V159H83ZM83 160H81V161H83ZM136 160V159H135ZM134 160V161H135ZM149 160V159H148ZM184 160V159H183ZM204 160H206V159H204ZM214 160V159H213ZM3 161V162H4ZM22 161H24V160H22ZM38 161V160H37ZM37 161H35V164H37L38 162ZM41 161V160H40ZM77 161V160H76ZM80 161V160H79ZM78 161V162H79ZM88 160H86V162H87ZM108 161V160H107ZM112 161V160H111ZM132 161V160H131ZM160 161V160H159ZM226 161H228V160H226ZM17 161H15V163H16ZM37 162V163H36ZM42 162V161H41ZM51 162V161H50ZM73 162H75V160H73ZM109 162V161H108ZM140 162V161H139ZM141 162H144V161H141ZM191 162H193V161H191ZM202 162V161H201ZM9 163V162H8ZM21 163H23V162H21ZM24 163H25V161H24ZM27 163H29V162H27ZM43 163V162H42ZM48 163V165L47 166H49V162H47ZM59 163V162H58ZM61 163V162H60ZM69 163V162H68ZM70 163H72L71 161H70ZM69 163V165H71ZM82 163V165H83V163H85V161L84 162H81ZM111 163V162H110ZM121 163V162H120ZM130 164V162H127V165H129ZM132 163V162H131ZM147 163V162H146ZM145 163V164H146ZM181 163H182V165H183V163L185 164V162H183V161H181ZM188 164H190L189 162H187ZM226 163V162H225ZM6 164V163H5ZM30 164V163H29ZM33 164V163H32ZM67 164V163H66ZM76 164V163H75ZM112 164V163H111ZM137 164V163H136ZM139 164V163H138ZM144 164V163H143ZM224 164V163H223ZM21 165H23V164H21ZM40 165V164H39ZM42 165V164H41ZM44 165V164H43ZM42 165V166H43ZM55 165V164H54ZM54 165H53V167H54ZM115 165V164H114ZM135 165V164H134ZM139 165H142V164H139ZM192 165V164H191ZM194 165V164H193ZM211 165H214V164H211ZM226 165V164H225ZM227 165H228V163H227ZM1 166H3V165H1ZM4 166H6V165H4ZM3 166V167H4ZM37 166V165H36ZM45 166V165H44ZM51 166V165H50ZM49 166V167H50ZM56 166H57V164H56ZM64 166V165H63ZM112 167H113V165H111ZM126 166V165H125ZM124 166V167H125ZM145 166V165H144ZM151 166V165H150ZM150 166H148V167H150ZM156 166V165H155ZM177 166V165H176ZM184 166V165H183ZM186 166V165H185ZM209 166V165H208ZM215 166V165H214ZM8 167V166H7ZM7 167H6V170H7ZM17 167V166H16ZM15 167V168H16ZM19 167V166H18ZM39 167V166H38ZM52 167V168H53ZM59 167V166H58ZM76 167V166H75ZM82 167V166H81ZM121 167V166H120ZM124 167H122V168H124ZM128 167V166H127ZM129 167H131V166H129ZM178 167V166H177ZM203 167H205V165H203ZM228 167V166H227ZM227 167H225L224 166V168H226L227 169ZM11 168H13V167H10V169ZM20 168V167H19ZM24 168H26V167H24ZM23 168V169H24ZM30 168V166L28 167V170H30L29 169ZM34 167H33V165H32V169H33ZM41 168V167H40ZM71 169V167H68L67 169ZM73 169H74V167H72ZM86 168H87V166H86ZM99 168V167H98ZM115 168V167H114ZM117 168V167H116ZM132 168H133V166H132ZM144 168V167H143ZM163 168V167H162ZM184 168V167H183ZM186 168V167H185ZM193 168V167H192ZM223 167H221L220 166V169H222ZM14 169V168H13ZM13 169H11V170H13ZM47 169H48V167H47ZM69 169V170H70ZM73 169H72V171H73ZM85 169V168H84ZM84 169H83V171H81V173H83L84 172ZM100 169V168H99ZM125 169V168H124ZM130 169V168H129ZM146 169V168H145ZM187 169H189L188 168V166H187ZM196 169V168H195ZM9 170V169H8ZM16 170V169H15ZM28 170H27V172L26 173H28ZM34 170V169H33ZM32 170V171H33ZM44 170H46V169H44ZM48 170H50L51 171V169H48ZM48 170H46V176L49 174L48 173ZM53 170H54V168H53ZM52 170V172H54ZM56 170V169H55ZM60 170H61V168H60ZM62 170H64V168H62ZM66 170V169H65ZM68 170V171H69ZM114 170H116V169H114ZM118 170V169H117ZM120 170H121V168H120ZM140 170H141V168H140ZM158 170V169H157ZM163 170H164V168H163ZM183 170V169H182ZM181 170V172H184V171H182ZM185 170V169H184ZM198 170V169H197ZM203 170V169H202ZM207 170V169H206ZM205 170V171H206ZM3 171H5V169H3ZM20 171V170H19ZM32 171H30V172H32ZM42 171H43V169H42ZM41 171V172H42ZM57 171V170H56ZM67 171V170H66ZM67 171V172H68ZM71 171V172H72ZM86 171H87V169H86ZM101 171V170H100ZM122 171H124V170H122ZM131 171V170H130ZM146 171H147V169H146ZM186 171V170H185ZM51 172V176H52V178H50L51 179V181H53L52 179H53V176L55 177V175H53V174H55V172L54 173H52ZM117 172H119V170L117 171ZM125 172V174H126V171H124ZM140 172V171H139ZM143 172V171H142ZM166 172V171H165ZM196 172V171H195ZM225 172V170H223V173ZM228 171H226V173H227ZM33 173H36V171L35 172H33ZM65 173V172H64ZM101 173H103L104 174V172H101ZM106 173H107V171H106ZM105 173V174H106ZM109 173H111V172H109ZM120 173H122L121 171H120ZM136 173V172H135ZM146 173V172H145ZM179 173V172H178ZM185 173V172H184ZM201 173V172H200ZM213 173V172H212ZM221 173V172H220ZM11 174V173H10ZM9 174V175H10ZM15 174H16V172H15ZM24 174H25V172H24ZM30 174H32V173H30ZM44 174V173H43ZM58 174H59V172H58ZM58 174H56L57 176H58ZM77 174V173H76ZM97 174H98V172H97ZM124 173H122V175H123ZM124 174V175H125ZM130 174V173H129ZM136 174H138V172L136 173ZM141 174V173H140ZM147 174V173H146ZM156 174V173H155ZM180 174H182V173H180ZM179 174V175H180ZM197 174H199V173H197ZM203 174V172L200 174V175H202ZM218 175H219V173H217ZM13 175V174H12ZM17 175V174H16ZM33 175V174H32ZM42 175V174H41ZM45 175V174H44ZM75 175V174H74ZM83 175V174H82ZM113 174L111 173V176H112ZM188 175H191V174H187V176ZM215 175H216V173H215ZM215 176V179H216V177H219V176ZM222 176H223V174H221ZM226 175V174H225ZM228 175V174H227ZM7 176H8V172H7ZM21 176V175H20ZM35 176V175H34ZM43 176V175H42ZM49 176H50V174H49ZM62 176V175H61ZM79 176V175H78ZM77 176V177H78ZM88 176V175H87ZM97 176V175H96ZM109 176H110V174H109ZM114 176H116L117 177V175H114ZM152 176V175H151ZM182 176V175H181ZM208 176H210V178L212 177V176H214V175H212L211 174V171H210V175H208ZM11 177V176H10ZM17 178H18V176H16ZM24 177H25V175H24ZM33 177V176H32ZM60 177V176H59ZM67 177V176H66ZM76 177V176H75ZM76 177V178H77ZM84 177V176H83ZM82 177V178H83ZM107 177V176H106ZM133 177V176H132ZM132 177H130V178H132ZM141 177V176H140ZM178 177V176H177ZM185 177V176H184ZM188 177H190V176H188ZM193 177V176H192ZM201 177H204V176H201ZM12 178V177H11ZM11 178H9L10 180H11ZM15 178V177H14ZM29 178H31L30 177V175H29ZM34 178V177H33ZM32 178V179H33ZM40 178V177H39ZM39 178H37V179H39ZM45 178V177H44ZM57 179H56V181H54V182H56L57 183V180H58V177H56ZM63 178V177H62ZM80 178V177H79ZM105 178V177H104ZM112 178V177H111ZM163 178H164V176H163ZM186 178V177H185ZM199 178H200V176H199ZM199 178L197 179V180H199ZM209 178V177H208ZM214 178V177H213ZM224 178V177H223ZM23 179V178H22ZM21 179V180H22ZM35 179L36 178H34V181H35ZM42 179V178H41ZM47 179V178H46ZM49 179V178H48ZM68 179V178H67ZM81 179V178H80ZM86 179V178H85ZM116 179V178H115ZM118 179H120V178H118ZM140 179V178H139ZM153 179V178H152ZM159 179V178H158ZM179 179V178H178ZM181 179V178H180ZM188 179V178H187ZM194 179V178H193ZM207 179V178H206ZM221 179V178H220ZM226 179V178H225ZM26 180H28V179H25V181ZM40 180V179H39ZM44 180V179H43ZM74 180V179H73ZM83 180V179H82ZM82 180H80V181H82ZM87 180V179H86ZM110 179H108V181H109ZM123 180H125V179H123ZM122 180V178H121V180L120 181H122V182H125V181H123ZM126 180L128 181L129 180V178L128 177H126ZM132 180V179H131ZM157 180V179H156ZM163 180V179H162ZM174 180V179H173ZM176 180H177V178H176ZM189 180V179H188ZM217 180H219L218 178H217ZM8 181V180H7ZM23 181L24 180H22V182H21V184H22V186H23ZM33 181V180H32ZM31 181V182H32ZM42 181V180H41ZM48 181V180H47ZM51 181H50V183H51ZM62 181H65V179L63 180L62 179ZM66 181H68V180H66ZM65 181V182H66ZM75 182H76V180H74ZM77 181H78V179H77ZM80 181H79V185H80ZM104 181H106V178H105V180ZM114 181V180H113ZM112 181V182H113ZM115 181H117V180H115ZM130 181V180H129ZM141 181H142V179H141ZM164 181L166 182V188L168 187V189H169V191H167V192H165L166 193V196H165V198L164 199H166V201H162V202H166V204H167V202H169V199H170V195L172 194V193H174V191H178V192H180V193H177V194H180V195H182L181 197H185V193H186V191L188 190V189H186L185 187L187 186H184V187H181L180 189H178V190H171L174 186H172L170 183H171V181L170 180H165L164 179ZM177 181H179V180H177ZM200 181V180H199ZM205 181V180H204ZM209 181V180H208ZM219 181H221V180H219ZM224 181H226V180H224ZM5 182L6 181H3L2 183H4L5 184ZM19 182V181H18ZM40 182V181H39ZM69 182H70V180H69ZM90 182H88V183H90ZM111 182V181H110ZM131 182V181H130ZM137 182H138V180H137ZM191 183H192V180L190 181ZM201 182V181H200ZM199 182V184H201ZM203 182V181H202ZM0 183H1V181H0ZM7 183V182H6ZM25 183H27V182H25ZM32 183H34L35 184V182H32ZM46 183V182H45ZM48 183H49V181H48ZM49 183V184H50ZM61 183V182H60ZM68 183V182H67ZM77 183V182H76ZM84 183V182H83ZM90 183V185H92ZM103 183V182H102ZM107 183V182H106ZM105 183V184H106ZM144 183V182H143ZM177 183V182H176ZM183 183V182H182ZM220 183V182H219ZM221 183H222V181H221ZM220 183V187L219 188H221L222 187V184ZM20 184V183H19ZM48 184V185H49ZM53 184V183H52ZM58 184V183H57ZM57 184H55V185H57ZM73 184H75L74 182H73ZM77 184V185H78ZM147 184V183H146ZM151 184V183H150ZM189 184V183H188ZM208 184V183H207ZM210 184V183H209ZM216 184H217V182H216ZM7 185V184H6ZM14 186L16 185L15 183L13 184ZM33 185V184H32ZM32 185H29V186H32ZM36 185V184H35ZM37 185H38V182H37ZM46 185V184H45ZM66 185V184H65ZM68 185H71V184H68ZM78 185V186H79ZM82 185V184H81ZM108 185V184H107ZM113 185H115L114 183H113ZM123 185V184H122ZM125 185V184H124ZM133 185H134V183H133ZM132 185V186H133ZM138 185V184H137ZM142 185H144V184H142ZM155 185V184H154ZM178 185V187H179V185H181V184H177ZM218 185V184H217ZM226 185V184H225ZM5 186V185H4ZM4 186H3V188H4ZM10 186V185H9ZM29 186H27V187H29ZM34 186V185H33ZM63 186V185H62ZM61 185H60V187H62ZM74 186V185H73ZM78 186H77V189H78ZM87 186L88 187H90L88 184H87ZM109 186H110V183H109ZM111 186H112V184H111ZM117 186H118V184H117ZM126 186V185H125ZM164 186V185H163ZM182 186H183V184H182ZM195 186V185H194ZM194 186H192V188L194 187ZM207 186V185H206ZM5 187H7V186H5ZM19 189H21V186L19 185ZM25 186H23L22 187V189L24 188ZM35 187V186H34ZM34 187H32L33 189H38L37 187L36 188H34ZM49 187V189L51 188L50 186H48ZM81 187V186H80ZM87 187V188H88ZM105 188H106V186H104ZM116 187V186H115ZM121 187V186H120ZM120 187H118L119 189H120ZM138 187V186H137ZM143 187V186H142ZM141 187V188H142ZM146 187H147V185H146ZM176 187L177 186H175V189H176ZM196 187V186H195ZM198 187V186H197ZM199 187H200V185H199ZM198 187V188H199ZM204 187H205V185H204ZM210 187V186H209ZM213 187H215V186H213ZM223 187H224V185H223ZM227 187V186H226ZM11 188H13V187H11ZM47 188V187H46ZM56 188H57V186H56ZM66 188V187H65ZM64 188V189H65ZM71 188H72V185H71ZM76 188V187H75ZM82 188V187H81ZM81 188L79 189V190H81ZM160 188V187H159ZM219 188H217V189H219ZM229 188V187H228ZM5 189V188H4ZM9 189V188H8ZM7 189V190H8ZM48 189V188H47ZM49 189H48V191H49ZM54 190H56L55 188H53ZM69 189V188H68ZM83 189H84V187H83ZM129 189H131V188H129ZM128 189V190H129ZM139 189V188H138ZM190 189V188H189ZM196 189V188H195ZM194 189V190H195ZM216 189V187H215V190H217ZM223 189V188H222ZM15 190V189H14ZM26 190V189H25ZM51 190V189H50ZM86 189H84L83 190V192H86L85 191ZM106 190V189H105ZM111 190V189H110ZM118 190V189H117ZM116 190V191H117ZM155 190H156V188H155ZM193 190V189H192ZM226 190V189H225ZM13 191V190H12ZM23 191V190H22ZM30 191H31V188H30ZM51 191H53V190H51ZM59 191V190H58ZM69 191V190H68ZM67 191V192H68ZM78 191V190H77ZM113 191V190H112ZM115 191V190H114ZM140 191H141V189H140ZM142 191H144V190H142ZM196 191V190H195ZM197 191H199V190H197ZM205 191V190H204ZM29 192V191H28ZM27 192V193H28ZM44 192V191H43ZM42 191H41V193H43ZM46 192V191H45ZM63 192V191H62ZM66 192V191H65ZM70 192V191H69ZM71 192H72V189H71ZM70 192V193H71ZM107 192V191H106ZM130 192V191H129ZM153 192V191H152ZM199 192H201V191H199ZM210 192V191H209ZM212 192V191H211ZM1 193V192H0ZM15 193H17V192H15ZM19 193V192H18ZM23 193H24V191H23ZM22 193V194H23ZM31 193V192H30ZM52 193V192H51ZM53 193H55L54 191H53ZM56 193H57V191H56ZM87 193V192H86ZM89 193V192H88ZM87 193V195L89 196L90 194H88ZM108 193H109V191H108ZM112 193V192H111ZM118 193V192H117ZM116 193V194H117ZM125 193V192H124ZM126 193H128V192H126ZM131 193V192H130ZM146 193V192H145ZM161 193V192H160ZM163 193V192H162ZM189 193V192H188ZM203 193V192H202ZM208 193V192H207ZM218 193H219V190H218ZM222 193V192H221ZM13 194V193H12ZM29 194V193H28ZM35 194H36V192H35ZM43 194H45V193H43ZM107 194V193H106ZM192 194V193H191ZM196 194V193H195ZM1 195V194H0ZM7 195H8V193H7ZM17 195V194H16ZM19 195H21V194H19ZM48 195V194H47ZM46 195V196H47ZM50 195V194H49ZM58 195V194H57ZM73 195V194H72ZM78 195V194H77ZM111 195H113V194H111ZM125 195V194H124ZM123 195V196H124ZM129 195V194H128ZM135 195V194H134ZM142 195V194H141ZM169 195V196H168ZM211 195H214V194H211ZM3 196V195H2ZM1 196V197H2ZM27 196V195H26ZM39 196H41V194L39 195ZM53 196V195H52ZM59 196V195H58ZM62 196V195H61ZM79 196V195H78ZM114 196H116V195H114ZM139 196V195H138ZM192 196V195H191ZM198 196V195H197ZM205 196H206V193H205ZM208 196V195H207ZM0 197V198H1ZM11 197H12V195H11ZM17 196H15V198H16ZM27 197H31V196H27ZM35 197V196H34ZM34 197H31V199L32 198H34ZM36 197H37V195H36ZM50 198H51V196H49ZM54 197V196H53ZM64 197H65V194H64ZM69 197V196H68ZM71 197V196H70ZM76 197V196H75ZM90 197V196H89ZM106 197V196H105ZM130 196H128V198H129ZM132 197V196H131ZM130 197V199L132 200V198ZM137 197V196H136ZM136 197L135 198H133L134 200L136 199ZM140 197V196H139ZM158 197V196H157ZM186 197H187V195H186ZM201 197H204L203 195L201 196ZM211 197V196H210ZM216 197V196H215ZM214 196L212 197V200H210V203L211 204H209V205H207V209H205V210H208L207 212V214H209V216H210V212H212V210H214V206H218L217 208H219V206L220 205H218L219 204V202H218V200L215 198ZM3 198V197H2ZM1 198V199H2ZM38 198V197H37ZM41 198H43V195L41 196ZM49 198V199H50ZM55 199H57L56 197H54ZM62 198H63V196H62ZM72 198V197H71ZM103 198V197H102ZM107 198H109V197H107ZM107 198H105L106 200H107ZM127 198V197H126ZM127 198V199H128ZM189 198V197H188ZM194 198V197H193ZM197 198V197H196ZM207 198H209V197H207ZM225 198V197H224ZM13 199H14V197H13ZM12 199V200H13ZM17 199V198H16ZM15 199V200H16ZM18 199H20V197L18 198ZM22 199V198H21ZM31 199H30V201L28 202V203H30L31 202ZM34 199H36V198H34ZM61 199V198H60ZM68 199V198H67ZM66 199V200H67ZM73 199V198H72ZM76 199H78V198H76ZM76 199H74L75 201H76ZM95 199V198H94ZM138 199H140V198H138ZM144 199V198H143ZM147 199V198H146ZM145 199V200H146ZM163 199V198H162ZM186 199V198H185ZM184 199V200H185ZM203 199V198H202ZM202 199H200V200H202ZM206 199V198H205ZM221 198H219V200H220ZM38 200H39V198H38ZM50 200H53V199H50ZM49 200V201H50ZM57 200H59V199H57ZM80 200H82V199H80ZM103 200V199H102ZM105 200V201H106ZM118 200H120V198H118ZM123 200V199H122ZM129 200V199H128ZM131 200H129V201H131ZM133 200V201H134ZM177 200V199H176ZM182 200V199H181ZM190 200V199H189ZM188 200V201H189ZM224 200H222L223 202H224ZM238 200V201H237ZM3 201V200H2ZM0 202V204L2 203V206H3V202ZM8 201V200H7ZM27 201V200H26ZM35 201V200H34ZM33 201V202H34ZM45 201V200H44ZM47 201H48V198H47ZM46 201V202H47ZM60 201V200H59ZM68 201V200H67ZM71 201V200H70ZM83 201V200H82ZM82 201H80V202H82ZM97 201V200H96ZM117 201V200H116ZM142 201V200H141ZM149 201H150V199H149ZM172 201V200H171ZM186 201V200H185ZM192 201V200H191ZM221 201V202H222ZM15 202V201H14ZM13 202V204H16V202L14 203ZM21 202H22V200H21ZM21 202H19L18 204L20 205V203ZM25 202V201H24ZM40 202V201H39ZM43 202V201H42ZM42 202H41V204H42ZM46 202H45V204H46ZM53 202V201H52ZM55 202H57L56 200H55ZM64 202V201H63ZM69 202V201H68ZM77 202H78V200H77ZM101 202V201H100ZM111 202H113V201H110V203ZM173 202H176V201H173ZM181 202V201H180ZM184 202V201H183ZM207 202V201H206ZM5 203H7V204H9L10 205V203H11V208L12 207H14V206H12L13 204H12V202L10 201V202H5ZM26 203V202H25ZM48 203V202H47ZM66 203V202H65ZM72 204H73V201L71 202ZM79 203V202H78ZM104 203V202H103ZM109 203V204H110ZM116 203V202H115ZM147 203V202H146ZM159 203V202H158ZM157 203V204H158ZM178 203H179V201H178ZM40 204V206L42 207L43 205H41ZM49 204V203H48ZM57 204V203H56ZM67 204H69V203H66V205ZM77 204V203H76ZM83 204V203H82ZM114 204V203H113ZM121 204V203H120ZM119 204V205H120ZM131 204H133V203H131ZM138 203H136V205H137ZM142 204V203H141ZM160 204V203H159ZM164 204V203H163ZM169 204V203H168ZM167 204V205H168ZM176 204V203H175ZM174 204V205H175ZM182 203H180V205H181ZM184 204H185V202H184ZM202 204H203V202H202ZM222 204H225V203H222ZM5 205V204H4ZM19 205H18V207H19ZM22 205V204H21ZM21 205H20V207H21ZM32 205V204H31ZM53 206L55 205V203H53L52 204ZM51 205V207H53ZM61 205H62V203H61ZM74 205V204H73ZM87 205H89V204H87ZM117 205V204H116ZM121 205H125L126 206V204H121ZM134 205V204H133ZM174 205H173V208L171 209V211L170 212H173V209H175L174 208ZM178 205V204H177ZM183 205V204H182ZM28 206V205H27ZM26 206V207H27ZM56 206H58V204L57 205H55L54 207H55V209L57 210V208H56ZM60 206V205H59ZM58 206V208H60ZM76 205H74V207L72 208V211H73V215H75V212H74V210L73 209H75L76 210V207H75ZM79 206H81V204L79 205ZM78 205H77V207H79ZM109 206V207H108ZM107 207V213H108V211L110 210L109 208H110V206L111 205H108ZM129 205H127V207H128ZM160 206V205H159ZM158 206V207H159ZM170 206V205H169ZM185 207H183L184 209L182 210V213H185L184 215H186V218H189L190 217V210H191V212H192V210H195V206L193 205V204H186V205H184ZM16 207V206H15ZM18 207L17 208H15V209H17V211H18ZM63 207H65V204L63 205ZM83 207V206H82ZM82 207H81V210L83 211V209H82ZM134 207H135V205H134ZM142 207V206H141ZM149 207V206H148ZM157 207V206H156ZM162 207V206H161ZM178 207V206H177ZM180 207V206H179ZM206 207V206H205ZM47 208V206L46 207H44L42 210H44V209H46ZM50 208V207H49ZM106 208V207H105ZM104 208V209H105ZM130 208H131V206H130ZM136 208V207H135ZM145 208V207H144ZM153 208H154V206H153ZM163 208V207H162ZM166 208V207H165ZM164 208V209H165ZM171 208V207H170ZM3 209H5V206H4V208ZM10 209V208H9ZM14 209V208H13ZM23 210H24V206H23V208H22ZM26 209V208H25ZM38 208H36V210H37ZM52 209V208H51ZM84 209H85V207H84ZM88 209H89V207H88ZM101 209V208H100ZM109 209V210H108ZM127 209V208H126ZM126 209H124V210H126ZM137 209V208H136ZM155 209V208H154ZM153 209V210H154ZM156 209H158V208H156ZM161 209V208H160ZM167 209V208H166ZM165 209V210H166ZM169 209V208H168ZM199 209V208H198ZM203 209V208H202ZM223 209H221V210H223ZM246 209V210H247ZM19 210H21V209H19ZM23 210H21L20 212H21V214L23 215L24 213H23ZM92 210V209H91ZM96 210H98V209H96ZM111 210H113V209H111ZM110 210V211H111ZM115 210H117L118 211V209H115ZM141 210V209H140ZM179 210H180V208H179ZM217 210H220V208L219 209H217ZM1 211V210H0ZM10 211V210H9ZM40 211V210H39ZM47 211V210H46ZM54 211V210H53ZM63 211V209H61V212ZM67 211V210H66ZM71 211V210H70ZM93 211V210H92ZM102 211V210H101ZM106 211V210H105ZM117 211H114V212H117ZM121 211H122V209H121ZM6 212V211H5ZM14 212V214H15V211H13ZM19 212V211H18ZM18 212L16 213V214H18ZM36 212V211H35ZM38 212V211H37ZM40 212H42V211H40ZM39 212V214H41ZM49 212H51V210L49 211ZM58 212H59V210H58ZM78 212H80V211H78ZM88 212H89V210H88ZM98 212V211H97ZM96 212V213H97ZM99 212H100V210H99ZM169 212V213H170ZM176 212H178V211H176ZM193 212H195V211H193ZM199 212H201V211H199ZM214 212H216V211H214ZM3 213H4V211H3ZM12 213V212H11ZM34 213V212H33ZM47 213H48V211H47ZM53 213V212H52ZM84 213H86V212H84ZM84 213H83V215H84ZM91 213H93V212H90V217H92L91 216ZM106 213V212H105ZM131 213V212H130ZM159 213V215H161L160 214V212H158ZM158 213H157V210H156V214L158 215ZM196 213H197V211H196ZM213 213V212H212ZM13 214V213H12ZM12 214H10L11 216H12ZM13 214V215H14ZM35 214V213H34ZM38 214V213H37ZM37 214H35V215H37ZM51 214V213H50ZM63 214V213H62ZM62 214H61V216H62ZM68 214H69V210H68ZM101 214V213H100ZM132 214V213H131ZM130 214V215H131ZM134 215H135V213H133ZM165 213H163V215H164ZM176 214H178V213H173L172 215H170L169 217H170V223L172 224V226H171V228H173L176 232H178V235L179 236H181L182 234H184V229H183V227L180 225V224H177V222L178 221H176L175 219H176ZM193 214V213H192ZM199 214V213H198ZM214 214V213H213ZM217 214V213H216ZM221 214H223V213H221ZM9 215V216H10ZM21 215V216H22ZM49 215V214H48ZM58 215V214H57ZM79 215H81V214H79ZM78 215V216H79ZM102 215V214H101ZM111 215H112V212H111ZM114 215H115V213H114ZM129 215V214H128ZM133 215V216H134ZM137 215V214H136ZM153 215H155V214H153ZM180 215V214H179ZM178 215V216H179ZM183 215V214H182ZM182 215H181V217H182ZM183 215V216H184ZM215 215V214H214ZM20 217V215H16L15 217ZM28 216H31V215H28ZM28 216L27 215H25L24 217L22 216V218H23V220H22V222L25 220L24 218L25 217H27L28 218ZM51 216H52V214H51ZM60 218H61V216L60 215H58ZM77 215H76V217H78ZM85 216V215H84ZM97 216V215H96ZM103 217H105L104 215H102ZM122 216V215H121ZM156 216V215H155ZM178 216H177V219H178ZM193 216V215H192ZM199 216V215H198ZM200 216H202V215H200ZM199 216V217H200ZM243 216V215H242ZM241 216V217H242ZM32 217V216H31ZM43 217V216H42ZM48 218H49V216H47ZM47 217H46V219H47ZM53 217V216H52ZM55 217V216H54ZM62 217H64L65 218V220H66V218H68V217H66V216H62ZM71 217H72V215H70V219H71ZM81 217H83V216H81ZM162 217V216H161ZM160 217V219H162ZM203 217V216H202ZM240 217V216H239ZM246 217V216H245ZM245 217L243 216V218L245 219ZM59 218V219H60ZM64 218H62V219H60V221L62 220L63 222H64ZM78 218H80V217H78ZM89 218V217H88ZM87 218V219H88ZM98 218H99V216H98ZM109 218V217H108ZM111 218H113V217H110V219ZM120 218V217H119ZM132 218V217H131ZM180 218V217H179ZM185 218V219H186ZM205 218L206 219H208V217L207 216H205ZM221 218V217H220ZM37 219V218H36ZM35 219V220H36ZM50 219V218H49ZM48 219V220H49ZM73 219H74V217H73ZM92 219H94V218H92ZM110 219H108V220H110ZM117 219V218H116ZM116 219H113V221L114 220H116ZM164 219V218H163ZM166 219V218H165ZM164 219V220H165ZM184 219V218H183ZM203 219H204V217H203ZM202 219V220H203ZM214 219L216 220V218L214 217ZM219 218H217V220H218ZM224 219V218H223ZM238 219V218H237ZM2 219H0V221H1ZM4 220V219H3ZM10 220V219H9ZM29 220H30V217H29ZM34 220V221H35ZM69 220V219H68ZM90 220H91V218H90ZM131 220V219H130ZM152 220H154V219H152ZM163 220V221H164ZM186 220H190V218L189 219H186ZM197 220H199V218L197 217ZM205 220V219H204ZM215 220H214V222H215ZM220 220V219H219ZM251 220V219H250ZM7 221V220H6ZM52 221V220H51ZM79 221V220H78ZM82 221V220H81ZM80 221V222H81ZM107 221V220H106ZM121 221H123V220H121ZM133 221H134V219H133ZM142 221H143V219H142ZM142 221H140V222H142ZM155 221V220H154ZM153 221V222H154ZM190 221H193V219L191 218V220ZM196 221V220H195ZM225 221V220H224ZM235 221V220H234ZM237 221H239V220H237ZM2 222V221H1ZM25 222V224L27 225L29 222H33L32 220H30V221H27L28 223H26V221H24ZM23 222V223H24ZM44 222H45V220H44ZM83 222V221H82ZM87 222V221H86ZM90 222V221H89ZM92 222H93V220H92ZM104 222V221H103ZM102 222V223H103ZM110 222H111V220H110ZM144 222V221H143ZM200 223H201V220L199 221ZM214 222H213V224H214ZM3 223H6L5 222V220L3 221ZM9 223V222H8ZM48 223V222H47ZM52 223H54V222H52ZM70 223V222H69ZM69 223H67V222H65L64 224H62L63 226H66L67 224H69ZM76 223H77V220H76ZM94 223V222H93ZM92 223V224H93ZM101 223V224H102ZM107 224H108V222H106ZM119 223V222H118ZM136 223V222H135ZM179 223V222H178ZM193 223V222H192ZM202 223H204V222H202ZM234 223V225H236L235 223H236V221L235 222H233ZM233 223L232 224H229V222H228V224L229 225H233ZM250 223V222H249ZM252 223V222H251ZM250 223V224H251ZM12 224H14V223H12ZM17 224V223H16ZM15 224V225H16ZM19 224V223H18ZM17 224V225H18ZM36 224V223H35ZM35 224H33V225H35ZM40 223H38V225H39ZM43 224V223H42ZM55 224V223H54ZM56 224H57V222H56ZM71 224V223H70ZM78 224L79 225H81L82 224V226H83V223H79L78 222ZM77 224V225H78ZM91 224V223H90ZM91 224V225H92ZM95 225H96V220H95V223H94ZM107 224H105V225H107ZM142 224V223H141ZM147 224V223H146ZM149 224V223H148ZM147 224V225H148ZM206 224V223H205ZM241 224V223H240ZM253 224H256V223H253ZM4 224H2V227H5V226H3ZM6 225L8 226L9 224H7L6 223ZM20 225V224H19ZM25 225V226H26ZM32 225V226H33ZM59 225H61V224H59ZM72 225V224H71ZM114 225V224H113ZM118 225V224H117ZM139 225V224H138ZM152 225V224H151ZM156 225V224H155ZM154 225V226H155ZM159 225V224H158ZM188 225V224H187ZM196 225H197V222H196ZM196 225L194 226V228L196 227ZM216 225V224H215ZM245 225H246V223H245ZM6 226V227H7ZM9 226H11V225H9ZM8 226V227H9ZM22 226V225H21ZM25 226L23 227V228H25ZM41 226V225H40ZM58 226V225H57ZM62 226V227H63ZM70 226V225H69ZM82 226H80V228H82ZM115 226V225H114ZM132 226V225H131ZM137 226V225H136ZM141 226V225H140ZM145 226V225H144ZM188 226H190V225H188ZM214 226V225H213ZM222 226V225H221ZM237 227H238V224L236 225ZM250 226V225H249ZM252 226V225H251ZM254 226V225H253ZM14 227V226H13ZM20 227V226H19ZM31 227V226H30ZM36 227H37V224H36ZM43 227V226H42ZM46 227V226H45ZM56 227V226H55ZM60 226H58L57 228L59 229V231L61 232V230H60V228H59ZM67 227V226H66ZM87 227V226H86ZM105 227V226H104ZM103 227V228H104ZM109 227V226H108ZM126 227V226H125ZM128 227V226H127ZM126 227V228H127ZM156 227V226H155ZM185 227H187V226H185ZM192 227V226H191ZM235 227V226H234ZM234 227H233V229H234ZM245 227V226H244ZM11 228V227H10ZM15 228V227H14ZM65 228V227H64ZM64 228H62V230L64 229ZM80 228L78 229V231L80 230ZM110 228V227H109ZM108 228V229H109ZM131 228V227H130ZM139 228V227H138ZM144 228V227H143ZM9 229V228H8ZM25 229H27V228H25ZM30 229V228H29ZM46 229V228H45ZM44 229V230H45ZM68 230V227L67 228H65V231L67 232V230ZM96 229H98V228H96ZM104 229H106L107 230V228H104ZM120 229V228H119ZM118 229V230H119ZM123 229V228H122ZM137 229V228H136ZM201 229V228H200ZM199 229V230H200ZM203 229V228H202ZM201 229V230H202ZM250 229H251V227H250ZM256 229V228H255ZM4 230H7L6 228H4ZM32 230V229H31ZM36 230H37V228H36ZM50 230V229H49ZM71 230V229H70ZM77 230V229H76ZM83 230V229H82ZM86 231H87V229H85ZM89 230H90V228H89ZM115 230H116V228H115ZM126 230V229H125ZM130 230V229H129ZM144 230H146V229H144ZM189 230V229H188ZM226 230V229H225ZM225 230H223V231H225ZM254 230V229H253ZM8 231H10V229L8 230ZM14 231V230H13ZM33 231L34 232H36L35 230H34V227H33ZM47 231V230H46ZM95 231V230H94ZM93 231V232H94ZM98 231V230H97ZM101 231V230H100ZM103 231H105V230H103ZM113 231H114V229H113ZM112 231V232H113ZM133 231H134V229H133ZM159 231V230H158ZM162 231H163V229H162ZM166 231H168V230H166ZM245 232L247 231V230H244ZM251 231V230H250ZM27 231H24V233H26ZM29 232H31V231H29L28 230V234H29ZM41 232H43V231H41ZM45 232V231H44ZM50 231H48V233H49ZM52 232V231H51ZM71 232H72V230H71ZM74 232V231H73ZM72 232V233H73ZM81 232V231H80ZM92 232V233H93ZM102 232V231H101ZM107 231H105L104 233H106ZM111 232V231H110ZM116 232H117V230H116ZM125 232V231H124ZM140 232V231H139ZM163 232H165V230L163 231ZM171 231H169V238L171 239V233H170ZM197 232V231H196ZM244 232V233H245ZM9 234H11L10 232H8ZM40 233V232H39ZM47 233V232H46ZM54 233H56L55 231H54ZM64 233V232H63ZM69 233V230H68V232L67 233H65V234H67V235H69L68 234ZM91 233V232H90ZM95 233V232H94ZM134 233H135V231H134ZM146 234H147V232H145ZM162 233V232H161ZM186 233H187V231H186ZM207 233H209V232H207ZM236 233V232H235ZM252 233V232H251ZM4 234V233H3ZM13 234V233H12ZM11 234V235H12ZM14 234H17V232L15 233L14 232ZM36 233H34V235H35ZM58 234V233H57ZM75 234V233H74ZM80 234V233H79ZM82 234V233H81ZM86 234V233H85ZM84 234V235H85ZM88 234V233H87ZM98 234V233H97ZM107 235H110V233L108 232V233H106ZM111 234H113V233H111ZM118 234V233H117ZM121 234V233H120ZM119 234V235H120ZM123 234V233H122ZM142 234H144V233H142ZM141 234V235H142ZM175 234V233H174ZM187 234H189V233H187ZM194 234V233H193ZM204 234V233H203ZM203 234H201V235H203ZM256 234V233H255ZM258 234H259V232H258ZM5 235L7 236V234L5 233L4 234V236L3 237H5ZM27 235V234H26ZM34 235H31V236H29V238H31L32 236H34ZM52 235L53 234H51L50 233V236L52 237ZM62 234H60V236H61ZM100 235V234H99ZM104 235V234H103ZM198 235V234H197ZM201 235L198 237V238H200L201 237ZM207 236H208V234H206ZM217 235V234H216ZM241 235H242V233H241ZM240 235V236H241ZM249 235V234H248ZM10 236V235H9ZM8 236V238L7 239H9L10 237ZM13 236H15V235H13ZM42 236V235H41ZM41 236H39L38 235V237H41ZM54 236V239H55V236H56V234H54L53 235ZM59 236V235H58ZM57 236V237H58ZM59 236V237H60ZM83 236V235H82ZM82 236H80L81 238H82ZM86 236V235H85ZM91 237L93 236V234L92 235H90ZM106 236V235H105ZM114 236V235H113ZM112 235L111 236H109L110 237V239L113 237ZM124 237H125V235H123ZM123 236H118V237H123ZM135 236V235H134ZM139 236V235H138ZM144 236H145V234H144ZM177 236V235H176ZM188 236V235H187ZM195 236V235H194ZM211 236V235H210ZM214 236V235H213ZM222 236V235H221ZM2 237V236H1ZM12 237V236H11ZM16 237V236H15ZM24 237H26L25 235H24ZM36 237V236H35ZM34 237V238H35ZM42 237H44V236H42ZM58 237V238H59ZM70 237V236H69ZM72 237V236H71ZM73 237H74V235H73ZM76 237H78V235H76ZM79 237V238H80ZM88 237V236H87ZM163 237V236H162ZM203 238H204V236H202ZM250 238H252V236H249ZM22 238H23V235H22ZM57 238V239H58ZM62 238V237H61ZM100 238H101V236H100ZM136 238V237H135ZM172 238H174V237H172ZM197 238V239H198ZM207 238V237H206ZM209 238V237H208ZM245 238V237H244ZM250 238H248L249 240H250ZM258 239H259V237H257ZM27 239H28V236H27ZM40 239V238H39ZM38 239V240H39ZM45 239H46V237H45ZM57 239H55V240H57ZM62 239H65V238H62ZM67 239H68V237H67ZM70 239V238H69ZM76 240H77V238H75ZM86 239H89V238H86ZM91 239V238H90ZM93 239H94V237H93ZM93 239H91V241L93 240ZM107 239V238H106ZM105 238H104V240H106ZM109 239V238H108ZM115 240H117L116 238H114ZM120 239V238H119ZM145 239H147V238H145ZM162 239V238H161ZM195 239V238H194ZM211 239V238H210ZM223 239H225V238H223ZM3 240V242H5L4 241V239H2ZM23 240V239H22ZM44 240V239H43ZM43 240H41V244L44 242ZM47 240L49 241L50 239H48V237H47ZM46 240V241H47ZM60 240V239H59ZM66 240V239H65ZM75 240V243L77 242ZM80 240V239H79ZM124 240V239H123ZM166 240V239H165ZM172 240V239H171ZM242 240V239H241ZM244 241H245V239H243ZM260 240V239H259ZM19 241V240H18ZM29 241H31L30 239H29ZM40 241V240H39ZM39 241H37V242H39ZM43 241V242H42ZM51 241V240H50ZM73 241V240H72ZM88 241V240H87ZM90 241V240H89ZM88 241V242H89ZM101 241V240H100ZM108 241V240H107ZM111 241V243H112V240H110ZM125 241V240H124ZM168 241V240H167ZM193 241V240H192ZM198 241H199V239H198ZM202 241V240H201ZM251 241H253V240H251ZM10 242H11V240H10ZM25 242H26V245H27V247H29L30 245H29V243L27 244V240H25ZM32 242V241H31ZM31 242H30V244H31ZM52 242H54V240H53V237H52ZM52 242H50V243H52ZM56 242V241H55ZM65 242H67V241H65ZM86 242V241H85ZM87 242V244L88 245H91V247L90 248H92V244H89ZM94 242V240L91 242V243H93ZM97 242H98V240H97ZM104 242V241H103ZM102 242V243H103ZM114 242V241H113ZM120 242V241H119ZM143 242H144V240H143ZM195 242V241H194ZM193 242V243H194ZM210 242V241H209ZM230 242H231V244L232 245H230V247L231 248H233L234 250H243V251H245L246 250V245L245 244H242V243H238V241H237V239L234 237V234L230 231ZM254 242V241H253ZM253 242H251V243H249V244H252ZM257 242H258V240H257ZM257 242H255L254 244H256ZM261 242V241H260ZM13 243V242H12ZM19 243V242H18ZM59 243V245H60V243H61V241H59L58 242ZM57 243V244H58ZM102 243H100V244H102ZM108 243V242H107ZM106 243V244H107ZM124 243V242H123ZM145 243V242H144ZM143 243V244H144ZM170 243V242H169ZM172 243V242H171ZM174 243V242H173ZM183 243V242H182ZM214 243V242H213ZM218 243V242H217ZM5 244H7V243H5ZM22 244V243H21ZM34 244V243H33ZM48 244V243H47ZM64 245V240H63V243H61V245ZM68 244V243H67ZM109 244V243H108ZM141 244V243H140ZM154 244V243H153ZM191 244V243H190ZM207 244H208V242H207ZM247 244H248V242H247ZM248 244V245H249ZM259 244V243H258ZM0 245H2V244H0ZM20 245V244H19ZM18 245V246H19ZM39 245V244H38ZM37 245V246H38ZM46 245V244H45ZM55 245H56V243H55ZM66 245V244H65ZM65 245H64V247H65ZM69 245V244H68ZM67 245V246H68ZM71 245H73V244H71ZM80 245V244H79ZM79 245L76 247V248H78L79 247ZM84 246V244H82L81 243V246ZM129 245V244H128ZM172 245V244H171ZM176 245V244H175ZM174 245V246H175ZM212 245V244H211ZM247 245V246H248ZM3 246H5V245H3ZM3 246H1V247H3ZM12 246V245H11ZM14 246V245H13ZM12 246V247H13ZM35 245H33V246H31V247H34ZM40 246V245H39ZM53 246V245H52ZM86 244H85V248L84 249H86ZM98 246V245H97ZM103 246L104 245H102V248H103ZM105 246H107V245H105ZM110 246H112V244L110 245ZM132 246V245H131ZM140 246V245H139ZM153 246H155V245H153ZM157 246V245H156ZM160 246V245H159ZM164 246V245H163ZM168 246V245H167ZM170 246V245H169ZM173 246V245H172ZM171 246V247H172ZM205 246V245H204ZM203 246V247H204ZM212 246H214V245H212ZM217 246V245H216ZM223 246V245H222ZM250 246V245H249ZM253 246V245H252ZM252 246H251V248H252ZM256 246V245H255ZM254 246V247H255ZM260 246V245H259ZM6 247H8V245L6 246ZM56 247V246H55ZM59 247V246H58ZM69 247H70V245H69ZM88 247V248H89ZM94 247H95V245H94ZM101 247V246H100ZM109 247V246H108ZM125 247V246H124ZM142 247V246H141ZM149 247V246H148ZM161 247V246H160ZM254 247H253V249H254ZM19 248V247H18ZM30 248V247H29ZM41 248H43V245H42V247ZM49 248V247H48ZM60 248V247H59ZM58 248V249H59ZM66 248V247H65ZM64 248V249H65ZM68 248V247H67ZM72 248V247H71ZM107 248V247H106ZM116 248V247H115ZM130 248V247H129ZM158 248V247H157ZM166 248H168V247H166ZM186 248V247H185ZM208 248V247H207ZM218 248V247H217ZM221 248V247H220ZM256 248V247H255ZM21 249V248H20ZM37 249H39V248H37ZM52 249V248H51ZM57 249V248H56ZM57 249V250H58ZM69 249V248H68ZM80 249H82V248H80ZM97 249V248H96ZM104 249V248H103ZM112 249V248H111ZM126 249V248H125ZM131 249V248H130ZM151 249V247L149 248V250ZM171 249V248H170ZM181 250L182 248L180 247V248H178V250ZM205 249V248H204ZM203 249V250H204ZM208 249H211L210 248V246H209V248ZM208 249H206V250H208ZM223 249V248H222ZM224 249H228V248H224ZM252 249V250H253ZM5 250H8V248L7 249H5ZM31 250H32V253H33V249H30L29 251L31 252ZM42 250V249H41ZM41 250H40V252H41ZM48 249L46 248L45 249V251H47ZM62 251H63V249H61ZM60 250V251H61ZM77 250V249H76ZM86 250H89V249H86ZM94 250H95V248H94ZM100 250H101V248H100ZM108 250V249H107ZM110 250V249H109ZM108 250V256H109V251ZM129 250V249H128ZM127 250V251H128ZM137 250V249H136ZM163 250V249H162ZM190 251L192 250V249H189ZM256 250V249H255ZM259 250H261V252L264 250V242L262 243V247H261V249L259 248ZM11 251H13V249L11 250ZM18 251V250H17ZM37 251L38 250H36V253H37ZM51 251V250H50ZM54 251V250H53ZM56 251V250H55ZM68 251V250H67ZM96 251V250H95ZM102 251V250H101ZM106 251V250H105ZM123 251V250H122ZM134 251V250H133ZM175 251V250H174ZM176 251H177V249H176ZM193 251H195V250H193ZM208 251H210V250H208ZM6 252V251H5ZM20 252H21V250H20ZM39 252V251H38ZM43 252H44V250H43ZM42 252V253H43ZM59 252V251H58ZM58 252H57V254H58ZM65 252V251H64ZM76 252V251H75ZM79 252V251H78ZM85 252V251H84ZM83 252V253H84ZM87 252V251H86ZM89 252V251H88ZM99 252V251H98ZM129 252H131V250L129 251ZM135 252V251H134ZM143 252V251H142ZM172 252V251H171ZM187 252V251H186ZM214 252V251H213ZM219 252V251H218ZM239 252V251H238ZM254 252V251H253ZM260 252V253H261ZM45 253H47V252H45ZM49 253V252H48ZM55 253V252H54ZM61 253V252H60ZM94 253V252H93ZM102 253V252H101ZM125 253V252H124ZM159 253V252H158ZM172 253H174V252H172ZM196 253V252H195ZM211 253V252H210ZM223 253V252H222ZM247 253H249V252H247ZM264 253V251L262 252V255H264L263 254ZM8 254V253H7ZM15 254V253H14ZM20 254V253H19ZM28 254H30V253H28ZM53 254V253H52ZM64 254V253H63ZM66 254H67V252H66ZM74 254V253H73ZM76 254V253H75ZM74 254V255H75ZM79 254V253H78ZM85 254V253H84ZM86 254H88V253H86ZM92 254V253H91ZM100 254V253H99ZM106 255H107V253H105ZM115 254V253H114ZM118 254V253H117ZM183 254V253H182ZM190 254H191V252H189V256H190ZM193 254V253H192ZM197 254V253H196ZM199 254V253H198ZM227 254V253H226ZM259 254V253H258ZM3 255V254H2ZM31 255V254H30ZM29 255V256H30ZM33 255V254H32ZM39 255V254H38ZM44 255V254H43ZM41 256V257H43V259H44V256ZM60 255V254H59ZM69 255V254H68ZM71 255V254H70ZM89 255V254H88ZM119 255V254H118ZM121 255V254H120ZM148 256H149V254H147ZM185 255V254H184ZM11 256H13V255H11ZM10 256V257H11ZM45 256H46V254H45ZM53 256V255H52ZM81 256V255H80ZM94 255L92 254V257H93ZM104 256V255H103ZM111 256V255H110ZM117 256V255H116ZM0 257H2L1 255H0ZM8 257V256H7ZM9 257V258H10ZM14 258L16 257V255L15 256H13ZM37 257V256H36ZM39 257V256H38ZM56 257V256H55ZM64 257V256H63ZM73 257H75V256H73ZM76 257L78 258V256L76 255ZM75 257V258H76ZM86 257H89V256H87V255H85L84 256V258H86ZM91 257V258H92ZM105 257V256H104ZM107 257V256H106ZM115 257V256H114ZM119 257V256H118ZM145 257V256H144ZM147 257V256H146ZM168 257H170V256H168ZM193 257H194V255H193ZM192 257V258H193ZM197 257H198V255H197ZM197 257H194L195 259L194 260H196V258ZM50 258V257H49ZM52 258V257H51ZM65 258V257H64ZM66 258H68V256L66 257ZM81 258V257H80ZM90 258V259H91ZM97 258V257H96ZM95 258V259H96ZM100 258V257H99ZM128 258V257H127ZM131 258V257H130ZM190 258V257H189ZM8 259V258H7ZM36 259H38V258H35V260ZM45 259H47L48 261H49V259L48 258H45ZM53 259L57 262V259H55L54 257H53ZM73 259V258H72ZM83 259V258H82ZM88 259V258H87ZM108 259V258H107ZM107 259H104L105 260V263L104 264H106V263H108V262H106V260ZM168 259V258H167ZM184 259V258H183ZM5 260V259H4ZM42 260V259H41ZM58 260H59V258H58ZM84 260V259H83ZM98 260V259H97ZM96 260V261H97ZM101 260H102V258H101ZM111 260V259H110ZM118 261V259H115V261ZM127 260V259H126ZM148 259H146V261H147ZM166 260V259H165ZM169 260V259H168ZM26 261V260H25ZM38 261H40V260H38ZM73 261V260H72ZM88 261V260H87ZM107 261H109V260H107ZM129 261V260H128ZM127 261V262H128ZM134 261V260H133ZM185 261V260H184ZM183 261V262H184ZM4 262V261H3ZM2 262V263H3ZM7 262H9L8 260H7ZM6 262V263H7ZM43 262V261H42ZM46 262V261H45ZM53 262V261H52ZM60 262V261H59ZM85 262V261H84ZM90 262V261H89ZM99 262H101V261H98V264H99ZM135 262V261H134ZM143 262V261H142ZM145 262V261H144ZM144 262H143V264H144ZM166 262V261H165ZM164 262V263H165ZM182 262V263H183ZM192 262H194L193 260H192ZM37 263H39V262H37ZM40 263H41V261H40ZM54 263V262H53ZM94 263V262H93ZM112 263H114V261L112 262ZM122 263V262H121ZM120 263V264H121ZM141 263V262H140ZM162 263H163V261H162ZM161 263V264H162ZM167 263V262H166ZM165 263V264H166ZM7 264H10V262L9 263H7ZM23 264H25V263H23ZM27 264V263H26ZM34 264V263H33ZM36 264V263H35ZM44 264V263H43ZM47 264V263H46ZM48 264H49V262H48ZM50 264H51V262H50ZM55 264V263H54ZM57 264V263H56ZM69 264V263H68ZM74 264V263H73ZM82 264V263H81ZM85 264V263H84ZM90 264V263H89ZM110 264V263H109ZM139 264V263H138ZM169 264V263H168ZM194 264V263H193Z\"/></svg>",
  "mask_w": 264,
  "mask_h": 264
},
{
  "label": "crops",
  "instance_id": "obj_3",
  "mask_svg": "<svg viewBox=\"0 0 264 264\" xmlns=\"http://www.w3.org/2000/svg\"><path fill=\"white\" fill-rule=\"evenodd\" d=\"M62 1L70 6L82 7L91 4L94 0H62Z\"/></svg>",
  "mask_w": 264,
  "mask_h": 264
}]
</instances>
